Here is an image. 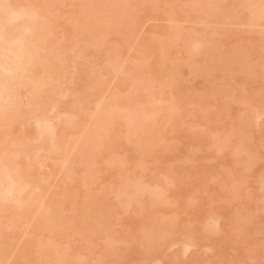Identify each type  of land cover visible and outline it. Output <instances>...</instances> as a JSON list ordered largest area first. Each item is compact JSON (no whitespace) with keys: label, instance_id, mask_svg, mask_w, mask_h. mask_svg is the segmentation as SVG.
Wrapping results in <instances>:
<instances>
[{"label":"rangeland","instance_id":"1","mask_svg":"<svg viewBox=\"0 0 264 264\" xmlns=\"http://www.w3.org/2000/svg\"><path fill=\"white\" fill-rule=\"evenodd\" d=\"M9 1L13 2L14 0H9ZM54 1H56L57 4ZM62 1H64V2H62ZM62 1L61 0H38V1L36 0L35 3H37V6H38V8L36 9L37 12L40 11L42 13V15H43V16L41 15L42 17H40V19L43 18L45 21H47V22L44 21L45 23H44L43 27H40V34H39L40 39L41 38H43V39L45 38V40H47L48 38L51 39V35L54 32V34L52 35L51 43L53 42V44H56V46L59 45V47L61 46V44L64 45V43H65L67 45V47H68V48L64 47L63 50H62V46H61L60 47L61 49L58 50L59 54H60V52H62V56L63 57L66 56V58L62 57V59H63V61H65V63L67 61V63H66L67 65L66 64L64 65V69H68L67 71L63 69V71H62V77L63 78H61V74H60V78L62 80L66 78V80L63 81V83L65 82L64 83L65 86L63 84L62 85L60 84V81H62V80H59L58 83H59V87L60 88L62 87V89L65 90V92H67V93H65L63 91L65 93V95L62 94V96H61L59 94L60 92L57 91L58 94L60 95V98L62 99V97L64 96V99H62V100L60 99L61 102H57L58 99H59V95L57 96V99L54 96L52 98V107H50L51 105L50 106L46 105L48 103L43 102L45 100V98L43 99L42 93H40V94H41V98L43 100L40 98L39 100H42V101H37V102L35 101L36 98H34V97H37V96H34V95H38V94H31V95L34 96V97H32L34 99L33 102H36L37 104H39V102L43 103V104L41 103L42 106L44 105V107L41 106L42 109L46 108L45 105L48 106V109H50V110H48V111H50V116H54V115L56 116L58 114L62 116V114L64 113V115L62 117L66 118L68 116V119H69V121L71 120L70 123H72V125H70V123L67 122L68 125L70 126L69 128L71 130L68 129L67 125H66L67 129L63 128L64 127L63 124H62L63 127L61 125L60 128H59V126L56 128L57 129L56 132L65 131V132H62L63 135L61 134V136H60V134H58L59 135L58 138L62 137V139H60V140H62L60 143L63 144L64 146L61 145V146H59L60 148L58 147V149H57L58 151L55 152L57 155L53 154L52 155L53 157L50 156V157H52L50 161H48L47 158H46L47 156L45 154H43L46 157L39 155L40 156V157L38 156L39 161H38V159H35V160L33 159V161H34L33 162L32 159H31L32 155H30L31 153L30 154L28 153V155L31 156L30 162L32 161V163H36V161H37V163H39V165H40L41 162H42L41 165L44 162L46 163V166L45 165H43V167L41 165H40L41 167L39 166L38 169H41L40 170L41 172L38 169L36 170V168L34 169V167H33L34 171L32 169H31V171H33L34 173L32 175L29 174V173L28 174L31 175L32 177H33L34 174H36L35 172H38V171H39V174L41 173L40 175L43 174L42 176H43L44 179L38 173L36 175V178L38 177L39 180L42 179L41 182L44 181V183H43L44 186L42 188L45 187L44 190H47V191H42V188H40L41 191L38 188L36 190L35 189L36 187L34 186L35 184L32 185V183H30V185H32L34 187L33 188H32V186H26L25 188L23 187L24 190L28 189L26 191V193L24 192L25 194H23V196H25V197L28 196L26 201L29 203L28 199L31 197V192L30 191L32 189H35V190L32 191L33 192L32 197L33 196H37V195L34 194L35 192L41 193L40 195L38 194L39 196L34 197V199L35 198H39V197H40V200L42 199L40 202H43V203H41L43 210L46 207H49V205L47 203V202H49V204H51V205L53 204L54 206H56V207H52L51 206L52 209H56V210L59 209V211H60V212L59 211L55 212L56 210L53 211L49 207L48 208L49 212L47 213V215H50V214L52 215L54 212H55L54 213L55 215H53L54 217H50L49 216V218L48 217L47 218L54 220L55 217H58V216H59V218L62 217L61 214L63 215V217L66 215L67 216V218H66L67 220L66 219H62V220H66L68 222V225H64V227L65 226H70V228L72 230L69 228V230L65 231L66 234H63L64 232H62L61 235L60 234H53L52 235V234H50L51 232L49 233V231H52L51 229H53V231H55L54 230L55 228H57L59 226H63V224H66V221H65V222H62V224H60V225H58L59 223L55 222L57 226L55 225V223H53L55 227L54 226L53 227L50 226V230L49 231H48V228H46L47 227L46 226L45 228L48 231V232H46V229L43 228L44 224L47 225L48 222H52L53 220H51V221H48V219H47V221L44 220V217H46V216H44L45 213H46L45 210H44L45 213H42L41 216L39 215L43 211L40 208L41 205H40V202H38V201L35 204H33L32 200H31V202L29 204L27 203L28 205L26 204V207L28 206L29 209H30V207L32 208L34 206H35L34 208H36L38 210L40 209V211H41L40 213L36 212L32 216H30V215L29 216H23V215H25V214H27L29 212V211L28 212L26 211L27 213H25V214L23 213L24 211H22V209H23L22 207H25L24 206L25 204H22L19 207L16 206L17 203L14 204V205L11 204L13 207L14 206L17 207L16 211H14V212L11 211L12 214L14 213L15 217H14V215H13V217L11 215L10 219L7 220V217H5L7 214H4L5 216H3V217H5V218H3V223L6 222V225L4 223L3 230H2L4 233L2 232V234L4 235V238H6L9 241L8 243L12 242L13 245L11 243L10 244L11 245L10 248L8 249L9 246L7 247V251H6L5 254H7L8 257H6L5 259L1 258L3 260L0 261V264H8V262H9V264H26V262H27V264L30 263V262H31V264H33L34 262H37V260L39 261L38 263H40L41 261L44 263V262L49 260L48 263L52 262L51 264H57V263L58 264L59 263L64 264V261L62 262L61 258H63V257L67 258V256L69 254H70V257L72 258V260H74V261L70 260L71 259L70 257L67 258L68 260L72 261V263L70 262L71 264H73L75 261H78L79 264H83V263H85V264L86 263L87 264H98V262H101L99 264H104V263L105 264H109V263L110 264H112V263L115 264V262H117L116 264H119L118 261L121 262L120 264H155L156 261H159V263L157 262L156 264H173V263L174 264H176V263L177 264H194V263L195 264H264V252H263L264 251V246H263L264 245V224H262V223H264V200H263L264 199V113H263L264 112V67H263L264 66V55H262L264 53L261 52V50H264V44H263L264 43V41H263L264 39H262V38H264L263 37L264 36L263 35V33H264V25H263L264 24V20L260 24L259 23H255V24H251L250 25L249 22L247 21L248 22L247 24H249V26H246L247 24L246 25L244 24L245 26L242 25V21H241L242 18H240V17H242V15L243 16L246 15L248 17L249 15L246 14V13H247V10L250 9V3H249L248 7H246V8L244 7L246 5L244 3L245 0H239V1L235 0V2H234V0H221L222 2L220 0H212L211 2H209V0H208V2H207V0H204L207 3H211V5L209 4L210 6L207 3H205L204 1H202V0L201 1L200 0L199 1L198 0H191V1L190 0H176V1L173 0V2L175 1L174 3H170L171 0H159V1L155 0V2H158V3H156V4L153 3V6L151 4L152 0H146V1H150V3L146 2L145 0H137V2L139 1V3H137L136 0H135L134 2L136 4H134L133 0H131L130 2L133 5H136V6L132 7V5L127 2V4H125L126 7L123 6L124 4L122 5L124 7V9L118 7L120 9H122V11L123 10H125V11L124 12H120V14L118 13L119 14L118 16H122V17H118L116 20H115V18H116L115 12L112 11L113 13H111V14L109 12L110 9L114 8V7L113 8L111 7L112 5L110 4L111 2L109 3V1L106 2L107 3L106 7L108 8V10L105 8L107 10L105 12V14H107V15L110 14L111 17H109L110 15L108 16V18L106 17L107 15L106 16H102L103 17L102 20H100L99 17H97V15L89 17L87 15H89L90 13L86 12V11H88L87 8L91 7L90 4H93V3L95 4V2H96V4L100 3L101 1L97 2L99 0H93L92 2L90 0L91 3H89V1H87V0H62ZM85 1L89 3V5H88L89 7L82 6L83 3H85ZM126 1H128V0H126ZM188 1H189V3H188ZM197 1H198V4H199V2H200V4H202V3L204 4L205 3V6H203V4H202L203 8L198 9L197 7H195V5H197L196 4ZM217 1H218V3H220L219 4L220 6L223 5L222 9L219 6V8L217 10V11H219V9H221L219 11V13L215 11V14L213 13V14L209 15L210 13L213 12V10H212V11H209L208 14H206L205 10H207V11L211 10L210 8L208 9V7H212V9L215 7L213 5H216V8L218 7V4H216ZM226 1H227V3H226ZM248 1L250 2V0H248ZM60 2H61V4H59ZM140 2H143V5L140 4ZM144 2H145V6H144ZM193 2H195V3H193ZM223 2H225V3H223ZM251 2H252V0H251ZM14 3H15V1H14ZM62 3H63V5H62ZM168 3L170 4V6L167 8V6L169 5ZM100 4H97V5H100ZM114 4H116V3L114 2L113 5ZM149 4L152 6V8L149 7ZM189 4H193V7H191V5H189ZM231 4H235V6L231 5ZM80 5H81V7H80ZM86 5H87V3H86ZM206 5H208V7ZM236 5H238V7ZM242 5H244L243 6L244 10H243V14L242 13L240 14V9H241V11L243 9ZM247 5H248V2H247ZM35 6H36V4H35ZM101 6H103L101 8H104V5H101ZM139 6H141V7H139ZM184 6H185L186 9L184 8ZM197 6H199V5H197ZM82 7L84 9L86 8L84 12L87 15L85 17V16H82V14H80L81 17L79 16V18H80V20H79V18H78V15H79L78 14L79 13L78 10H79V8H81V10H82ZM158 7H159L160 10L158 9ZM230 7H232L233 9L230 8ZM127 8H129L130 10L127 9ZM142 8H143V10H142ZM166 8L168 9V12H169L168 15H171V17L168 18V20H167L168 15L165 16V14H167L166 13L167 12ZM180 8H181L182 11H180ZM189 8L192 9V10H190ZM194 8H196L197 10L195 9V11H193ZM258 8H259V6H258ZM156 9H158V12L156 11ZM164 9H166V11ZM227 9L228 10L232 9L231 11L229 10L230 16H229V14L227 12L228 11ZM174 10L177 11V12H175ZM187 10L188 11L190 10L191 13L188 12ZM221 11H223V13ZM75 12H76L77 15L74 14ZM184 12H185V14H184ZM194 12H195V15H196V16L194 15L196 17V19L195 20L193 19L194 21H191L192 18H193V13ZM197 12L202 13V15H200L199 18H198L199 15H197ZM172 13H174L175 15L172 14ZM216 13L219 16L218 15L216 16ZM38 14L39 13H37L36 15L40 16V14L39 15ZM176 14L178 15V17H177ZM233 14L236 15V16L234 15L236 18H237V16H239V18L241 20L239 18L235 19L232 16ZM237 14H239V15H237ZM74 15L77 16V18H75V20H73V18L75 17ZM83 15H85V14H83ZM90 15H92V14H90ZM133 15H134V17H133ZM135 15H136V17H135ZM163 15H164V18L162 17ZM126 16H129V17H126ZM83 17H85V18H83ZM87 17H89V18H87ZM204 17H207V18L205 19ZM217 17H218V19H217ZM220 17H222V18H220ZM227 17H228L229 20L227 19ZM231 17H232V19H231ZM49 18H51V19L49 20ZM81 18H83V19H81ZM109 18H110V20H109ZM122 18H124V20ZM134 18H136V19L134 20ZM215 18H216V20H215ZM43 19H41V20H43ZM131 19H133L134 21L133 20L130 21ZM174 19H175V21L177 20V22H173ZM27 20H30V19H27ZM41 20H40V23L42 24L43 22H41ZM86 20L91 22V25H90V23H87L88 21L85 22ZM104 20H106V21L104 22ZM117 20H119L121 22H119V24H117V22H118ZM128 20L130 22H133V24L130 23ZM217 20H218V23L216 22ZM222 20H224V21H222ZM53 21H54V23H53ZM73 21H75V22L77 21L75 25H74ZM126 21H127V23L128 22L130 23V24H128L129 25L128 27H130V25H132V27H130L129 30L127 29L128 31L126 30V28H128ZM240 21H241V24L239 23ZM243 21H245V20H243ZM26 22H28V21H26ZM51 22H52V24H51ZM106 22L108 23V25L106 24ZM201 22H202V24H201ZM78 23H81L82 24L81 26H84L85 30H84V27L82 28L81 26H79L80 24L77 25ZM94 23H96V24H94ZM49 24H51V26ZM92 24H94V26ZM167 24H169V25H167ZM176 24H177V26H176ZM256 24H257V26H256ZM55 25H56V27H54ZM116 25H117V27H116ZM173 25H175V27ZM76 26H79L80 27L79 29L81 31H84V33L86 32L88 34H82V32L81 31L79 32V30L77 29L78 27H76ZM44 27H46V29H44ZM48 27L51 28V29L47 30ZM98 27H101V29H99ZM87 28H89V29H87ZM170 28H171V30H170ZM176 28L177 29L180 28L179 30L182 31V33H181L182 35L179 34L180 32H177L179 30H177ZM43 29H44V31H43ZM96 29H98V30H96ZM102 29L103 30L105 29L107 32L105 30L103 32ZM51 30H52V32H51ZM120 30L122 32H120ZM187 30H188V32H187ZM45 32H48L47 35L49 34V36H46ZM169 32L172 33V34L177 32V34L175 33L177 36H175V34H174V36H175V38L179 37V39L177 38L178 40L173 41L174 40L172 38L173 36L171 35V37H170V34L169 35L167 34ZM184 32H186V33H184ZM122 33H123V35H122ZM25 34H27V32ZM80 34L83 35V36H80ZM89 34H92L91 36L93 37V39H92L91 36H89ZM93 34H94V36H93ZM30 35H31V30H29L28 35L25 36V39L30 37L29 39H26V40L28 42H31V41L34 42L32 44V45H34V48L36 50L34 55L36 53H38L39 51H42L43 53L39 52L40 54L39 53H38L39 55L36 54L37 56L36 55L35 56L31 55L32 58L30 57L31 59H29V60H31V61L33 60L34 61V57L35 58L38 57L39 59L43 57L42 59L46 60V58L48 57V55H47L48 50L47 51L46 50L43 51L42 49L41 50L39 49V46H41V43L43 42V40H42V42H40L41 40L40 41L38 40L39 37H37L38 38L37 39L36 37L33 38ZM130 35H131L132 38H130ZM185 35H187V36H185ZM192 35H194V36H192ZM217 35H218V37H216ZM84 36L86 37V39H84L85 38ZM98 36H99L100 39L98 38ZM101 36H102V38H101ZM206 36L208 37L207 39H206ZM259 36L262 39V41L259 38ZM63 37L64 38L68 37V38L65 40ZM78 37H80V38H78ZM96 37L98 38L97 40H96ZM124 37H125L126 40H124ZM214 37L217 38L218 40H216ZM89 38H91L92 40L91 39H90L91 41L88 40ZM94 38H95V42H94L95 43L94 44L95 47H92L94 45L93 44L89 45V44L93 43L92 41H94ZM180 38L184 39L183 40L184 44L182 43ZM203 38L207 40L206 42L211 41V40H208V39H212L213 40V38H214L213 41H215V42H217L219 40H221V41H219L220 44H218V42H217V45H215L216 43L214 42L215 43L214 44L213 41H212V43L214 45L211 43L212 44V46H211V45H206L208 43L203 41L204 40ZM82 39H83V42L80 41ZM102 39H103V41H102ZM187 39L189 41H187ZM194 39H197L200 42H204L205 43L204 45L206 47L201 44V47L204 46V48H201L198 52H194L192 54L186 55L188 53L184 52V50H185L184 46H185V44H188L190 41H192L191 44H193L194 43V41H193ZM58 40L61 43L58 42ZM87 40L90 41V42H88L89 44H87V43L84 44L85 42H87ZM197 40H195V41H197ZM160 41H161L162 45L158 44V43H160ZM168 41H170L169 44H171V43L173 44L174 43L173 45L172 44L170 45V46H172L170 48L171 50L168 48L169 47V45L167 44ZM124 43H126V45ZM83 44L85 45V47H84ZM256 44L257 45L258 44H260V45L263 44V45H261L262 47H260V46L256 47L257 46ZM101 45H103V48H102ZM37 46H38V52H37V48H36ZM163 46H164L165 49L163 48ZM174 46H176V47H174ZM189 46H190V43H189ZM53 47H55V46H53ZM104 47H106V48H104ZM232 47H234V48L232 49ZM56 48L57 47H55V50H52V52L56 51L57 50ZM162 48L164 50H161ZM235 48L237 49V51H236ZM64 49L67 52L64 51ZM86 49H87V51H86ZM83 50H84V52H87V53L89 51V53L88 54L86 53L87 55L84 56V57H83V55H81ZM232 50H233V52H232ZM164 51H167V52H164ZM240 51H242V52H240ZM52 52L51 53L48 52V54H52L53 55L52 56L53 59L50 57V55H49V57H50L51 60L54 61V57L56 55L58 56L59 54H57V51H56V55H55V53L53 54ZM79 52H81V54H78ZM222 52H224V54H222ZM255 52H256L257 55L255 54ZM208 53H209V56H208ZM217 53H219V55H217ZM233 53H234V55H233L234 58L232 56ZM236 53L238 54L237 57H235ZM41 54H42V56H40ZM45 54H46V57H45ZM63 54H65V56ZM117 54H118L119 57L117 56ZM196 54H197V56H196ZM240 54H242V56ZM77 55H81L82 58L79 56V57H77V60H76V58L74 59V57H76ZM214 55L216 57H212ZM227 55H228V58H227ZM258 55H260V56H258ZM108 56H109V59H108ZM116 56L118 58H120V59H117ZM189 56H191V58L189 59V60H191V62L187 59V58H189ZM239 56H241V57L239 58ZM257 56H258V59H257ZM160 57H163V59H161L162 61H159ZM249 57L250 58L252 57V59L250 60ZM38 58L35 59V60L37 61ZM226 58L228 60H230V61H228ZM246 58H248V59H246ZM116 59L118 61H114ZM232 59H234L233 62H231ZM238 59H240L242 61H240ZM253 59H254V61H253ZM111 60L114 61V62H112ZM153 60L155 62H153ZM168 60H169V62H168ZM235 60L236 61L238 60L237 61L238 63H236ZM248 60H250V61L247 62ZM119 61H120V63H119ZM179 61H182V62H179ZM183 61L184 62L186 61V62L184 63ZM252 61H253L254 65L252 64ZM32 62H31V64H32ZM43 62H45V61H43ZM43 62H41V59H40L37 62L38 66L33 67L34 69L35 68L38 69L36 71V74H37V72L39 73V71L41 70V69L39 70V68H41L40 64L43 63ZM163 62L168 67H171L172 65H173V67L179 65L178 66L179 67L178 74H179V72L182 73V74L180 73V76L182 77V79L180 77L179 78L174 77L175 80L173 82H171L170 80H172V79L168 77L169 80L167 81V79H166V81H165V79H162L160 76H158L157 72H155L153 74L152 72H150L148 70V69H151V66L152 67L155 66L154 63H157L156 64L157 70L164 71L165 68H167V66H164L162 64ZM175 62H179L178 65L177 64L174 65ZM210 62H211V64H210ZM242 62H245L247 64L251 63L252 66L257 67V70H253V69H256L255 67L252 68V70H249V69H248L249 71L246 70L247 69L246 67L249 66V65H247V64L245 65V63H242ZM106 63H108V64L110 63L111 66L106 64ZM150 63H153V64L150 65ZM214 63H215L216 66L214 65ZM225 63H227V66L230 65L229 63H231L232 67L231 66L230 67L232 69L229 67L230 69H228V71H227L226 70L227 68L226 69L220 68V64L222 65V64H225ZM234 63H236V64H234ZM240 63H242V64H240ZM34 64H35V61H34ZM182 64H184L185 67ZM187 64H188L189 67L186 66ZM233 64L235 65V69H233ZM256 64H260V65L256 66ZM240 65H241V67H239ZM93 66H95V67H93ZM108 66H110L112 68H110ZM157 66L159 67V69H158ZM205 66L210 69V72L208 74H204V78H202L203 77L202 76L203 71L205 72L207 70ZM218 66H219V68H218ZM87 67H90L89 68V70H90L89 72H87V70H85V69H88ZM105 67H106V69H105ZM187 67L188 68L191 67L190 70L191 69L192 70L195 69L194 73L191 71L193 73V74H191L190 70L187 69ZM214 67H216V68H214ZM251 67H248V68H251ZM55 68L58 70L57 67H55ZM81 68H83L82 70L84 71V72L82 71L81 74L84 73L83 75L85 76V78H84V76H82V77L79 76V75H81L80 74ZM109 68H110V70H109ZM143 68H145V69H143ZM203 68L206 69V70H204ZM79 69H80V71H79ZM127 69H129V70H127ZM54 70L55 69H53L52 72H55ZM114 70H117V71L115 72ZM134 70H135V72H133ZM136 70H138V71H136ZM234 70H235V73H234ZM33 71H34V74H35V70H33ZM77 71H79L78 74H77ZM146 71H147V73H146ZM197 71H202V73L198 72L199 74H197ZM250 71H251V73H250ZM75 72H76L77 75L75 74ZM85 72H87V75H86ZM211 72H213V74ZM252 72H253V74H252ZM26 73H25V76L23 75L24 73L22 74L24 76V79L29 74L30 75L32 74V72L29 73V74H28V72H26ZM63 73L64 74L66 73V74L64 75ZM89 73H90V76H89ZM210 73H211V76L209 77ZM57 74L59 75V73H57ZM128 74H130V75H128ZM141 74H143V76ZM200 74H201V76H200ZM54 75L58 76L56 74H54ZM153 75L155 76V78H154ZM206 75H208V77H206ZM29 76L27 78H29ZM133 76L134 77L136 76V77L132 78ZM55 78H56L55 80L59 79V77H55ZM208 78H211V80L208 79ZM67 79L69 80L68 82H67ZM82 79H84V80H82ZM95 79H97L99 82L98 81L95 82ZM176 79H179V80L181 79V80L179 81V80H176ZM204 79L205 80L208 79V81L206 80L207 83L205 82ZM51 80H53V79H51ZM90 80H92V81H90ZM143 80H145L144 81L145 83L143 82ZM159 80L162 81V82H159ZM48 81H50V79ZM75 81L78 82V83H76ZM177 81L182 82V83H180L181 85L179 83L175 84ZM85 82H88V84L90 82L93 85L95 83H98V85H96L97 87H95V88L89 87V85H91V84H89L86 87L85 86ZM165 82H167V83H165ZM163 84H164V86H163ZM169 84L171 85L170 89H169V87H170ZM172 84H175V85H173L174 87L172 86ZM182 84H185L187 87L185 85H182ZM206 84H207V86H205ZM50 85L47 84L46 86H47L48 89H49V86H50V88H51L50 90L53 91L54 81H52V83ZM56 85H58V84H56ZM56 85H54V88L56 87ZM75 85H76V87H75ZM142 85H144L145 91L147 89L153 88V90L151 89L152 92L149 90L152 93V94L150 93L151 97H153L152 98L153 102L150 101V104L147 103V102H149L148 100L144 101L145 104L143 103V97L142 96H144L145 91L143 90L144 88H142ZM68 86L70 87V89H69ZM175 86L176 87L180 86V88L179 87L176 88ZM161 87L164 88V89H162ZM22 88H24V87H21V89ZM30 88H31V86H30ZM56 88L58 90L60 89L58 87H56ZM86 88L88 90H86ZM89 88L91 90H93V91L89 90ZM185 88L187 90H184ZM44 89H46V88H44ZM139 89H140V92L142 94H139V92H138ZM179 89L180 90L183 89V90H181L182 92L178 91ZM22 90H20V91H22ZM26 90H23V91L26 92ZM207 90H208V93H207ZM84 91H87L91 95H88V93L85 94ZM110 91H111V93H110ZM149 91H148V94H149ZM184 91H186V93ZM203 91H206L207 94L204 92L205 95L203 97V100H201L199 96L202 97L201 93L203 94ZM114 92H115V95H114ZM184 93L186 94V96H184L185 95ZM190 93H191V96H190ZM16 94H15V98L16 99L14 98L15 101L16 102L20 101L21 103L18 102L20 105L24 102L23 103L24 105L23 104L21 105L22 109L21 108L20 109L23 111V106H24V110H25V108L28 107L26 110L33 112V110L30 109V107H31L30 105L33 106L34 104H32V102H31V104H28V102H30L28 99H30L31 101H32V99L29 98V97L27 98V96H26L27 94L25 95L24 93H20L22 95L17 94L19 96H17ZM72 95H74L75 97L76 96H78V97L80 96V97L79 98H77V97L75 98L73 96L71 98ZM84 95H86V96H84ZM146 95H147V93H146ZM155 95H156V97H155ZM11 96L14 97L13 93H11ZM38 97H37V99H38ZM127 97L131 101H129L127 99ZM184 97H185L186 100L184 99ZM189 97H191V100H187V99H189ZM54 98L56 99L55 100L56 102L54 101ZM73 98L75 100H73ZM86 98H88V99H86ZM223 99H224V101H223ZM248 99H249V101H248ZM253 99H255V100L253 101ZM82 100H86V101L82 102ZM110 100H112V102H111V103H113L112 106L110 104ZM133 100L135 101V103L133 102ZM53 101L55 103H53ZM101 101H104L106 104H107V102H109V107H112V108L115 107L116 108V109L115 108L111 109V110H113L111 112H112V117L115 114L114 116L117 117V120L120 119L119 117L122 115L121 114L122 112L125 113L124 109L128 105H130V104L132 105V102H133V105H132L133 107L136 104V107H135L136 109L137 108L138 109L141 108L142 112H140V110L136 111V110L133 109L131 111V109H129V112H130L131 115L133 113L139 112L140 115L136 114L138 117L140 116L139 117V121H138L139 123H142L140 121H143V122H145L144 120L147 121V119H145V118L146 117L148 118V116L150 118L147 121L148 124H146V122H145L144 125L142 124L143 125L142 127L140 126L139 129L142 130V131H140L141 136H139V134H140L139 133L138 136L136 135L137 138H135L136 137L135 134H134L135 133V129L133 130L134 132L132 131V129L134 127H137L136 125H134L135 123H129L132 126H134L131 129H129L127 127H126L127 128L126 129L125 127H123V126H126V125H128V127H129V124L127 123V119H129V117H131L130 115L127 116L126 121L120 120V122H122V123H120L119 121L116 122V119L112 118L113 122H111V124H110L111 126L110 127L107 126L105 128V130L101 128L99 130V132L96 131L95 129H99L100 128V127H96V126H99V119L102 118L100 116L103 115V113H105V112L104 111L103 112L99 111V113H97L98 110L96 112H93V109L94 110L97 109V108H95L97 105H99V106H97L98 109L101 108V104H100ZM114 101L115 102L117 101L116 105H115ZM137 101L141 102V105L139 103H137ZM199 101H201V102H199ZM104 102H102L103 105L105 104ZM120 102L121 103H126L127 106L126 105L122 106V104H120ZM83 103H84V105H83ZM142 103H143L144 106L147 105V106H145V110L146 109L147 110H151V113H148L149 111H147V112L144 111ZM224 103H227V104H224ZM257 103L259 104V106L257 105ZM49 104H51V102H49ZM138 104H139V107H137ZM252 104H254V105L252 106ZM26 105H27V107H26ZM86 105H87V107H86ZM103 105H102V108H103ZM221 105L224 108L221 107ZM35 106H37V105H35ZM35 106H34V108H35ZM55 106H57V107L55 108ZM76 106H79V107H77L79 110H81V109L84 110L85 107H86L87 114L82 112V111H80V113H82L80 115L79 111H77ZM250 106H252V108H256L257 109L258 112H256V111L255 112L258 113V114L260 113V117H258L257 114L253 113L254 109H251ZM118 107H119V109H118ZM157 107L159 109H157ZM261 107H263V108H261ZM31 108H33V107H31ZM75 108H76V110H75ZM120 108H123V109L120 110ZM160 108H162V109H160ZM37 109L39 111H42L39 108H37ZM21 110H20L21 114L19 113L20 115H22ZM26 110L24 111L25 113L23 112L25 115L28 114V111H26ZM43 110L46 113H48V111H46L47 109H43ZM71 110H74L73 114L71 113L72 112ZM37 111H36V113H38ZM152 111H155L156 113L152 112ZM158 111L162 114L161 118L159 116H157V114H158L157 112ZM45 112L42 111V113H45ZM61 112H62V114H61ZM115 112L118 113V114H116ZM143 113H144V115H145V113H148V114H146V116H144ZM160 113L158 115H160ZM74 114H76V115L74 116ZM83 114L84 115L86 114V116H83ZM150 114L151 115L153 114L152 117H151ZM123 115H125V114H123ZM133 115H135V114H133ZM69 116H71V117L69 118ZM78 116L82 117V118L79 119ZM20 117L23 118V116H20ZM83 117H84V122L85 123L87 122L86 123L87 127H85V129H83V126L85 125V123L83 122ZM97 117L99 118L98 121H96ZM22 118H20V119L22 120ZM71 118L74 119V122H73V119H71ZM92 118H94V119H92ZM140 118H143V119L141 120ZM77 120H79L82 123H84V125L82 126V123L80 125V123H78L79 121H77ZM254 120H255V122H254ZM75 121H76V123H78L77 126L74 125ZM29 122H31L32 124L29 123L30 125H28V123H27V126H25L26 128L25 127L21 128L20 126H18L16 124V126H18V128H17L15 126V124H14L13 125L14 126L13 127L14 130L12 129L9 132L10 133L14 132L13 134H11L14 137L15 136L16 137L17 136L24 137L27 134L28 136H25V138H30V139L34 138V140H36L35 139L36 137L34 136V134H35L34 131L37 128L34 127V124H33L34 122H32V121H29ZM92 122H94L95 124H92ZM96 123H97V125H96ZM124 123H126V125H124ZM150 123H151L152 126L149 125ZM54 124L55 125L57 124L56 121H54ZM89 124L92 125V129L89 128L90 127ZM118 124H121L122 126L119 128ZM79 125H80V127H79ZM146 125H148V126H146ZM72 126L75 127V128L73 127V129H75V130H72ZM81 126H82V128H81ZM144 126L146 127L145 131L143 129ZM149 126H150L151 130L149 129ZM61 127H62V130H58V129H61ZM76 127H79V129L76 128ZM10 128H12V126ZM10 128H9V130H10ZM87 128H88V130L91 129L89 134H91L93 136L94 135H98V136L99 135H104L105 136V134L107 132L106 130L111 128V129H109L110 134H109V132L107 133V134H109L108 135L109 139H110L111 135L112 136H114L115 134L119 135L117 137H121V135H122V137H121L122 139L119 138L120 139L119 140V142H120L119 146L120 145H122V146L119 147L117 145L118 147L116 148L115 147V144H116L115 142H116L117 138L115 139V142L113 141L114 139L112 138L113 140H111L110 142L114 143L111 146V147H113L112 148L114 150V152H113V151H111L112 149L110 150V147H109V145L111 143L108 142L109 145H108V143L106 144L105 143L106 140H105L104 136H101V138H103L104 140L102 141L99 138V141L101 143H103V146H105L104 148H103V146L101 147V146L95 145L96 147H94L93 149H95V148L96 149L92 151L93 154L90 153L91 152L90 149H91V147L94 146V144H91L92 146L90 145V147H89L90 149L87 148V150H89V153H90V157L89 158L91 160L90 163H89L90 165L88 166L87 165L88 163L86 162V160L84 158H86L87 155H89V153L87 155H82L81 154L82 152H81V149H80L79 153L82 156L78 155V151L79 150H77V156H76V154L74 155L72 152H70V151H74L75 152L76 148L74 146H76V145L79 146L80 142H82V140H83V137L84 136L87 137L89 135ZM122 128H123V130H122ZM20 129H23V130H20ZM116 129H118V130H116ZM139 129H138V131H139ZM84 130H86V132ZM101 130H102L103 133L100 132ZM119 130H120V132H119ZM149 130L152 132L151 135H153V138L155 136H157V138H154L155 141L157 140L156 144H155V142L153 140V145H151L152 146L151 147V151L153 150L152 152L150 151V148H148L149 145H148V147L146 146L148 148V150L147 149H143L142 150V149H140L142 147L139 146L140 144H142V146L144 147L145 145H147L146 143H150L147 140H152V136H149L150 139H149L148 136H147L148 138L147 137L144 138L145 137L144 134H146V131H147V134L150 135V131ZM32 131H33V134H32ZM123 131H125V134H124ZM126 131H128L127 136H126ZM130 131H132V133L129 136ZM22 132H23V134H22ZM85 133H86V135H84ZM94 133H97V134H94ZM65 134L67 136V139H66V136L63 137ZM107 134H106V136H107ZM31 135H33L34 137L33 136L30 137ZM131 135H132V139H127L126 138L128 136H129V138H131ZM142 135H144V137ZM218 135L220 137H217ZM81 136H82V138H81ZM123 137L126 140L123 139ZM141 137H143V141H142ZM227 137H231V139L228 138L229 143L227 142ZM140 138H141V142L142 143L140 142ZM158 138H159V140H158ZM219 138H221L222 140L219 139ZM80 139H81V141H80ZM223 139H224V141L226 140L225 141L226 143L223 141ZM24 140H26V139L23 138V141ZM34 140H32L33 143H34ZM63 140H65L64 143H62ZM136 141H137V144H136ZM214 141H216V142H214ZM78 142H79V144H78ZM223 142H224V144L222 145ZM33 143H31V144L33 145ZM38 143H40V141L37 142L36 144L35 143L34 144L37 145ZM74 143H75V145H73ZM101 143L98 144V145H101ZM126 143H128V144H126ZM143 143H144V145H143ZM162 143L164 145H162ZM82 144H83L84 147H85V145H87V143H85V145H84V143H81L80 147L82 146ZM105 144L108 145L107 147L109 149L106 147ZM151 144H152V142H151ZM167 144H169V145H167ZM234 144L235 145L237 144L236 145L237 147L235 148V150L232 153V148H233ZM136 145H138V147H136ZM227 145H229V146H227ZM39 146L40 145L38 144L36 147H39ZM83 146H82V148L85 149ZM157 146H159V147H157ZM163 146H166L165 149H167V148H169V149L168 150H164ZM240 146L243 147V148H241ZM71 147H74V148H71ZM121 147H123V148L121 149ZM146 147H144V148H146ZM32 148H34V145H33ZM153 148H155V149L158 148L157 149L158 151L162 150L161 151V155H160V152L156 151ZM101 149L107 150L108 151V152L106 151L107 154L103 153L104 150H101ZM87 150H84V151H86L85 153L88 152ZM242 150L246 151L247 153H245ZM33 151L34 152H38V151H36V149L33 150ZM142 151L144 152V156L141 155ZM145 151H148L149 153L147 152V154L145 155ZM239 151H241L242 153L239 152ZM34 152H32L33 155L36 154ZM95 152H96V154H94ZM236 152H238L237 153V157L242 158V160H239V158L235 157L236 156ZM68 153L71 156L68 155ZM164 153H166V154H164ZM240 153L242 154L241 156L239 155ZM26 154H27V152L25 153V155ZM91 154H92V157H91ZM19 155H17V154L15 155V156H17V159L15 158V165H16L17 161H18L17 165L21 164L19 162H23L24 161L23 163H25V164L29 162V161L27 162V160H26V158L27 159L29 158L28 155H27L28 157H25L24 154L22 155L20 153H19ZM73 155H74V157H72ZM157 155H158V157H155ZM243 155H244V157H242ZM245 155H247L249 157H247ZM10 156H12V154H10ZM67 156L69 157V159H66ZM141 156H142L143 160L141 159ZM34 157L36 158L37 154L34 155ZM93 157H94V159H93ZM144 157H145V159H144ZM245 157H247L246 158L247 163H246ZM20 158H22L21 161H20ZM41 158L44 161L41 160ZM71 158L72 159L79 158L81 161H84V163H85L84 165H87V166H83L82 162L80 160L79 161L81 162V166H78V165H80V164H78L79 162L78 163L75 162V164H74L75 166H74L71 163L73 161H76V160H73L71 162V160H70ZM64 159L66 160V163H67V161L68 162L70 161V163H67V164L65 163L63 165ZM157 159L159 160L160 163H158V161H155ZM234 160L235 161L239 160L240 162L239 163L238 162H233ZM244 160H245V163H244ZM154 161L156 162L157 165L158 164L159 165L157 166L156 164H153ZM142 162H143V164H145V163H148V164H145L142 167ZM32 163L31 164L29 163L30 167L28 166V164H26V166H24V167H22V165H19V169H18L17 165H16L17 167L14 166L15 170L17 169V171H15L16 173L17 172L18 173L22 172V173L18 174L19 178L23 177V175L26 174V173H23L24 170L23 171H18V170H21V167H22L23 169L25 168V171H27V170L29 171L30 168H32L31 167ZM234 163H236V164H234ZM237 163L239 165L244 164L245 168H244V165L242 167V165L239 166ZM68 164H70L71 166L68 165ZM61 165H63L64 167L67 165V166H69L68 167L69 169H71L72 171L73 170L75 171V172H72V173H74L73 176L70 173L72 178L69 177L70 175H67L66 179H68V177L70 178V180L72 179L71 181L69 180L70 182H72V183H70V186H69L68 180H67V182L65 181L66 180L65 179L66 176L64 175L65 172L63 173V171H65V168L67 166L64 168ZM94 165H95V168H94ZM147 165H149V166H147ZM188 165H189V167H188ZM33 166H35V165L33 164ZM60 166L63 167L64 169L61 168ZM72 166H74L75 168L74 167L71 168ZM37 167H38V165H37ZM84 167L85 168H90V167L92 168L93 167L94 169H93L92 173L90 172L87 175H84L85 173H87V172H89L91 170V168L89 169V171H87V169H86L85 170L86 172H85L84 171ZM68 168H66V169H68ZM237 170H239V171H237ZM31 171H29V172L32 173ZM98 172H100V173L98 174ZM66 173H67V170H66ZM137 173L141 174V175H139L140 177L138 176ZM228 173L229 174L231 173L232 176L230 175V177H229ZM132 174H134V175H132ZM76 175H77V177H75ZM90 175H92V176L96 175L97 177L95 176L94 178H92V177H90ZM125 175L126 176L128 175V176L126 177ZM192 175H193V177H191ZM82 176L84 178L87 177V179H84V183L82 181L83 180ZM221 176L224 177V179L221 178ZM48 177H50V178H48ZM123 177L128 178V179L123 180V179H125ZM143 177H145V178L143 179ZM33 178H32V180H33ZM91 178L94 180V184H93V182H91V185H90V181L92 180ZM213 178H215V179H213ZM25 179L26 178L23 179V182L24 181L26 182V180L29 181L28 178L26 180ZM73 179H74V182H73ZM80 179H82V180H80ZM89 179H91V180H89ZM220 179L223 180V181L224 180H230L231 182H228V183L229 184L232 183L230 187H232V186H233V188L236 187V188H234L235 190H233V188H230L229 185H228V188H227V186L226 187L223 186L222 184H226V182L223 183V181H221ZM259 179H262L261 180L262 181L261 184L259 182ZM75 181H76V183H75ZM216 181L218 183L217 185H216ZM120 182H123V183H120ZM127 182H128V185L125 186ZM129 182L130 183L132 182V183L129 184ZM74 183H75V187H71L72 186L71 184H73V186H74ZM169 183H171V185L173 183L174 187L176 186L178 188L177 191L175 189L176 187L174 188ZM135 184L136 185L138 184L139 186L137 187ZM86 185L87 186L89 185V186L86 187ZM147 185H148V187H147ZM168 185H169V187H168ZM36 186H37V184H36ZM259 186H261V187H259ZM120 187H122V188H120ZM165 187H167V188H165ZM180 187H181V189H179ZM65 188H69V191H68V189H65ZM123 188H125V189H123ZM158 188H160V189H158ZM196 188H197V190H196ZM4 189L5 188H3L2 190H4ZM7 189H6L5 193L1 190L3 192V193L2 192L0 193L2 195V199L3 198L10 199V198H8L9 194H11L10 188H7ZM52 189H53V191H52ZM64 189H65V191H64ZM118 189H119V191H118ZM141 189L142 190L145 189L146 193L143 194ZM54 190H55V192L57 190H59V192L62 190L63 193H60V194L57 193L56 194L54 192ZM137 190H139L140 192L139 191L138 192L143 195V197L141 196L142 198L140 196L138 198V199L141 200V202H138L137 199L135 200V198L137 197L136 195H134L135 193H133V195H131L132 193L129 194V195L127 193V192H130V191L136 192ZM66 191H68V193H66ZM178 191H179V193H177ZM6 192H9V194L6 195ZM100 192H101V194H98ZM147 192H150V193L152 192L153 194H148ZM175 192H176V194H175ZM27 193H30V195H27ZM139 193H137V194L139 195ZM121 194L123 196L126 195L127 198L134 196V198H132L134 200H131L130 198H129V200H131V201H129L128 199L126 200L125 197H123ZM177 194H180V195H178L179 197L177 196ZM181 194H182V197H181ZM191 194H194V195L192 196ZM57 195H58V197H57ZM41 196L43 198H41ZM91 196L96 199L95 202H96L97 206L95 208H92L89 204H88L89 208H87V203H89L88 201L92 200ZM94 196H98V197H94ZM144 196H146V197H144ZM153 196H154V198H153ZM184 196H187V197L183 198ZM210 196H212V197H210ZM221 196H223V197H221ZM32 197H31V199H32ZM59 198L61 199V201H63V200L64 201L61 202ZM119 198H122L123 200L124 199L126 200L125 201L126 203L124 202L125 206H126L127 202L129 201L128 202L129 205L126 206V207L129 208V210L126 209L125 206H122L123 205L122 204L123 201H122V199L118 200ZM160 198H162V199H160ZM259 198L261 200H259ZM152 199H154V200L153 201H149V200H152ZM97 200H100V201H98L99 203H97ZM146 200H148V201L146 202ZM4 201L5 200L3 199L2 202H4ZM56 201H58L57 204H61V203H64L66 201L65 204L59 205V206H61V208L63 207V210H62V211H64L63 213H62V211H61V209L59 207L57 208L58 205L56 204ZM101 201L103 202V204H102ZM142 202H143V204H142ZM261 202H263V203H261ZM37 203L40 205L39 208H37V206H38ZM131 203H134V204H131ZM185 203H186V205H184ZM248 203H249V205H248ZM73 204H74V206H73ZM83 204H85L86 206L83 205ZM120 204H122V205H120ZM252 204H253V206H252ZM167 205H169V206H167ZM81 206H82L83 209H81ZM239 207H240V209L242 208V210L237 209ZM249 207H250V209H249ZM254 207H256V208H254ZM14 208H12V209L14 210ZM27 208H26V210H27ZM34 208L32 209V211H34ZM138 208L142 209V211L139 210ZM48 209H47V211H48ZM95 209H96V212H95ZM122 209H124V210H122ZM137 209L140 211V213H139V211ZM23 210H25V209H23ZM238 210H239V213H244V214H237ZM249 210H251V211H249ZM65 211H67L66 213L67 214L69 213V214L67 215L65 213ZM75 211H77V212L75 213ZM92 211H94V212H92ZM99 211H103V212H99ZM106 211H108V212H106ZM145 211H146V213H145ZM172 211H174V212H172ZM232 211L237 212V213L235 214ZM80 212L84 216H86L87 218H88V216L90 217L89 220L87 219V221H86L87 224L83 222L85 220V217L82 214H80ZM246 212H249V213H247V215H246ZM6 213L9 214V212H6ZM16 213L19 214V215L22 213L23 217H21V218L16 217L17 216ZM31 213L32 212L30 210V213H28V214H31ZM56 213L57 214L59 213V214L56 215ZM97 213H99V217H97V216L95 217V215ZM104 213H106V215L103 216V218H102L101 214L104 215ZM124 213H126L128 215H126ZM10 214L8 215V217L10 216ZM37 214L40 217L44 216L40 220H39L40 217L38 219L35 218L36 221L39 220L41 222L42 219L45 221L44 222L42 220V222H44V223H42V222L40 223L39 222L40 224L37 226V227H39V226L42 227V225H43V227H42L43 230L41 229V227H40L39 230H36L37 228H35V230L32 229V228H34V226L32 227L31 225L33 223H35V219L32 218V217H35V216L38 217ZM91 214H92V217H91ZM249 214H250V216H249ZM251 214H253V215L251 216ZM71 215H72L73 218L71 217ZM163 215H164V217H163ZM236 215H238L241 218L244 216L245 218L243 217L244 219L242 218V220H243L242 221L241 218L239 219V217H236ZM100 216L102 218V221H101V219L99 221ZM30 217H31V219H30ZM106 217H107V219L105 220ZM212 217L213 218L215 217L214 220H213ZM248 217L249 218L252 217L251 218L252 221H250V222H252L251 225L249 224V222H248V224L246 222L248 220H251ZM14 218H17V219L15 220ZM22 218H24V219L22 220ZM59 218H56L55 220L58 221ZM234 218L235 219L238 218L241 221L238 220V222H239L238 223V222H236L237 219L234 220ZM32 219H34L33 222H32ZM159 219H161V220H159ZM207 219H208V221H207ZM13 220L17 222L16 226L14 224L15 228L13 227V225H11V224L9 225V223L14 222ZM26 220L27 221L30 220L29 221L30 223L29 222L27 223ZM162 220L164 222L165 221L168 222V224L165 223L166 225L164 224L165 225L164 226L162 224V223H164ZM209 220H211L213 222V224H210V223L208 224L207 222H210ZM215 220H217V224L214 222ZM228 220H230L229 221V225L231 223V226L228 225ZM9 221H11V222H9ZM61 221L59 220L60 223H61ZM106 221H108V222H106ZM234 221L236 222V224H234ZM37 222H36V224H37ZM88 222L92 223V224H89ZM75 223H77V225ZM81 223H84L83 225L86 226L87 228H88L87 225H91V226H89L90 228H88V229L85 227L86 231L84 230L85 233H83V234L81 233V231H83V230L80 231L81 226H82ZM173 223L176 226H174ZM205 223H207V224H205ZM241 223L243 224L242 226H244L245 224L246 225H250L251 227L249 226V228H250L251 231L249 230L248 227H246V228H248V230L246 228H244V227H241ZM36 224H34V225H36ZM72 225H74L73 228L71 227ZM160 225H162L163 227L160 226ZM211 225H214V226H211ZM233 225H235V226H233ZM238 225H240V227ZM6 226H7L8 229L6 228ZM10 226H12V228ZM17 226H19L20 229L17 228ZM76 226H77V230L74 229ZM84 226H82V228H84ZM149 226L151 227V229H147V228H150ZM155 226H156V228H155ZM78 227H79V229H78ZM144 227H146L145 232H143L144 231ZM164 227L165 228L167 227V228L165 229ZM254 227L258 228V229H255ZM4 228H6V230ZM102 228H103V230H102ZM163 228H164V230H163ZM259 228H261V229H259ZM11 229H13L12 230V234L10 233ZM29 229H31V230L29 231ZM92 229H93V231H92ZM153 229H154L155 232L153 231ZM159 229H160V231H159ZM149 230H151V231H149ZM243 230H245V231L242 232ZM32 231H33V233L35 232L34 236H33V234H31ZM40 231H42V232H40ZM53 231H52V233H53ZM139 231L140 232L142 231L143 233H145V234L148 233V234H147V236L144 234L143 238H140L142 236V234L140 236V233L138 234ZM165 231L166 232L168 231L169 234L168 233H166V234L163 233ZM14 232L16 234H14ZM36 232H37V234H36ZM89 232H91L93 234H91ZM133 232L135 234L137 232V234L135 235ZM249 232H251V233H249ZM5 233L6 234L8 233L7 235H9L11 237L5 236ZM25 233H27V234H25ZM58 233H59V230H58ZM78 233H80L79 234L80 236L79 235L77 236ZM153 233H155V234H153ZM158 233H160L162 236L159 235ZM176 233H178V234H176ZM40 234L42 236H40ZM132 234H134L135 236L138 235L137 236L138 237V241H136L137 237H135L134 235L131 236ZM151 234H153V235H151ZM156 234L158 236H156ZM174 234H175V236H174ZM253 234H255V235L253 236ZM48 235H49V238H48ZM148 235L152 236L153 239L151 238L152 240L149 239L147 241ZM247 235L248 236L251 235V236L248 237ZM13 236H15V237H13ZM21 236H23V237H21ZM44 236H46L47 238H44ZM52 236H54L55 240H58V241H56V243L54 242L55 240L53 241V238H50ZM105 236L106 237L108 236L107 239L109 238L111 240V242H109V240H108L109 244L107 243V241H105V239H104ZM144 236H146L147 238L144 237ZM19 237H21V238H19ZM30 238H32V239L30 240V242H28ZM40 238L43 239V240H41ZM155 238H158V239L155 240ZM33 239H34V241L36 240L35 243L38 244V246L35 245ZM37 239H39L38 243H37ZM170 239H171V242H174L175 244L171 243ZM174 239H176V240H174ZM49 240H50V242L51 241H53V242L49 243ZM100 240L102 242H104L105 245ZM112 240H113V242H112ZM120 240H122V241L120 242ZM153 240L156 243H153L152 242ZM39 241H42L40 243L43 244V245L40 246L41 249L38 248L39 247ZM72 241H75V242H72ZM98 241L100 242V244L97 243ZM115 241H117V242H115ZM143 241L146 242L147 245ZM148 242L149 243L150 242L153 243L152 247H151V244L148 245ZM157 242L158 243L160 242L159 243V246H161L160 248L157 245ZM28 243H30V244H28ZM54 243L56 244V247H55ZM165 243H167V244H165ZM170 243H171V245H170ZM184 243H186L188 245V247H186V244H184ZM260 243H261V245H260ZM26 244H27V246H26ZM45 244L47 246L49 244L48 248H50V249H47V247H45ZM51 244L54 245V246L50 247ZM133 244H136V245L133 246ZM19 245H21V246L18 248ZM22 245H25L26 247L22 246ZM33 245L35 246L34 248L32 247ZM72 245L75 246V247H73ZM169 245H170V247H169ZM178 245H179V247H178ZM181 245L182 246L185 245V248L182 247ZM67 246L69 248H71L72 251L68 252V250H70V249L67 248ZM102 246H103L104 249H100V247L102 248ZM128 246H129V248H128ZM132 246H133L134 249L131 248ZM163 246H165V247L163 248ZM57 247H59V250H57ZM61 247L62 248L65 247V248L62 249ZM118 247H120V248H118ZM136 247H138V248H136ZM155 247H156V249H155ZM21 248L23 249L24 255H23L22 252H20ZM28 248H29V251H27L25 253L24 250L26 251ZM43 248L45 250H43L42 252H38V251L42 250ZM72 248H74V249L76 248V249L74 250ZM61 249H62V252H64V249H65V251L67 249L66 252H68V255H66L67 253L64 252V254L66 256L62 253V254H60V257L58 259L55 258L56 261H54L53 258L54 257H58L56 254H58V252H60ZM122 249H124V250L122 251ZM49 250L50 251L52 250V251H51V253L48 252L49 254H47V251H49ZM53 250H54V253H56V254H54L51 257L50 255L53 254ZM90 250H92V251L90 252ZM98 250H99V254L96 255L98 253ZM142 250H144V251H142ZM33 251H34L35 255H34ZM100 251H102V252H100ZM105 251H106V253H105ZM161 251H162V253H161ZM7 252H9V253H7ZM30 252H32L33 255H28V254H31ZM44 252H46V255H44L45 254ZM20 253H22V255H17V254H20ZM38 253L40 255L43 254V253L44 254L41 257ZM122 253H123V256H122ZM127 253H128V255H127ZM176 253H177V255H176ZM26 254L29 257V260L27 259V255ZM36 254H38L37 257H36ZM78 254H80V255H78ZM164 254H165V256H164ZM182 254H184L183 255L184 257L182 256ZM73 255H74V258L76 256V258H77L76 260L73 258ZM82 255L85 257V258H83L84 260H82V257H83ZM86 255H87V258H86ZM21 256H23V257H21ZM24 256H26V257H24ZM31 256H33L34 258H32ZM38 256L40 258H42V259H39ZM43 256H44V258H43ZM47 256L49 257L48 259H47ZM78 256L79 257L81 256V257L79 258ZM93 256L95 257V259H94ZM101 256H102V258H101ZM2 257H5V256H2ZM118 257H120V258H118ZM142 257H143V259H142ZM17 258H18V260H17ZM23 258H24L25 261L23 260ZM50 258H51V260H50ZM97 258H98V260H97ZM32 259L35 260V261L32 262ZM176 259L177 260L179 259V260L177 261ZM64 260H65V258H64ZM66 260H65V264H67ZM3 262H5V263H3ZM70 263H68V264H70ZM76 264H78V263H76Z\"/></svg>","mask_w":264,"mask_h":264},{"label":"bare ground","instance_id":"2","mask_svg":"<svg viewBox=\"0 0 264 264\" xmlns=\"http://www.w3.org/2000/svg\"><path fill=\"white\" fill-rule=\"evenodd\" d=\"M14 1H15V3H14ZM14 1L11 2V1H9V0H0V8H1V9H0V163H1V164H0V193H1L2 191L5 193V191H6L7 188H10V192H11V194L13 193V194H12L13 196H12L11 194H9V192H6V195L9 194L8 198H10V199H5V198H3V199L5 200L4 202H2L3 199H2V195L0 194V196H1V197H0V261L3 260V259H1V258H4V259H5L6 257H8V255L5 254V253H6V251H7V247L9 246V247H8V249H9L10 246H11L10 244L12 243V242H11V243H8L9 241H8L6 238H4V235L2 234V232H3L2 230H3V225H4V223H5V225H6V222L3 223V218L7 217V220H8V219H10L11 215H12V217H13L14 213L12 214L11 211H13V212L16 211V208L19 207V206L22 205V204H25V205H24L25 207H22V208L25 209V210H23V209L21 208L22 211H24V212H23L24 214L27 213L28 211H29L28 213H30V210H31V212H32L31 214H28V213H27L28 215L25 214V215H23V216H29V215L32 216V215L35 214L36 212H39V213L41 212L40 209L38 210V209L34 208L35 206L32 207V208L30 207V209H29L28 206H27L28 208L26 207V204L28 203V202L26 201L27 198H28L27 195H30V193H27V195H26L27 197L23 196V194H25L26 191L28 190V189H27V190H26V189L24 190L23 187L25 188L26 186H32L33 184H35V185H34V186L36 187L35 189L37 190V188H38V189L40 190V188H42V187L44 186V184H43L44 181L41 182L42 179L39 180L38 177L36 178L37 173L39 174V171L41 170V169H38V168H39V166L41 165L42 162H41L40 165H39V163H37V161H36V163H32V161H33V159H34V160H35V159H38V156H39V155H40V156H44L43 154H45V155L47 156V157H46V156H44V157H46L48 161L51 160V158L53 157L52 155H53V154H56L55 152L58 151V150H57L58 147L61 146V145H63V144L60 143V142L62 141V140H60V139H62V137H61V138H60V137L58 138V136H59L58 134H60V136H61V134L63 135L62 132H65V131H62V132H61V131L56 132V131H57L56 128H57L58 126H59V128H60V126L63 124V125H64V127H63V125H62L63 128H66V125H67V126H68V129H70V128H69L70 126L68 125L67 122L70 123V121H71V120L69 121L68 116H67L66 118L62 117V116L64 115V113L62 114V112H61L62 116L59 115V114L56 115V116H55V115H54V116H50V111H48V110H50V109H48V106H46V105H49V106L51 105L50 107H52V98H53L54 96H55L56 99H57V96H58L59 94L62 96V94L65 95V93H67V92H65V90L62 89V87H61V88L59 87V83H58V81H59V80H62L61 78H63V77H62V71H63V69H64V65L67 63V61H66V63H65V61H63V59H62V57H63V56H62V52L59 51V52H60V54H59V53H58V50L61 49V48H60L61 46H62V50H63V48H64V47H67V45L63 42L64 45L61 44V46L59 47V45L56 46V44H53V42L51 43L52 35L54 34V32H53V34L51 35V39H50V38H48L49 40H48V39L45 40V38H44V39H43V38L40 39V37H39V34H40V27H43L44 23L47 22V21H45L43 18H41V19H43V20L40 19V17H42L43 15H42V13H41L39 10H38L39 12H37V10H36V9L38 8L37 3H35L36 0H24V1H23V0H14ZM37 1H38V0H37ZM61 1H62V0H61ZM87 1H89V3H91L93 0H91V2H90V0H87ZM100 1H101V2H100ZM107 1H109V3L111 2L110 4L112 5V6H111L112 8L114 7L113 9H110L109 12H110V14L113 13V12H115V14H116V15H115L116 18L114 17L115 20H116L118 17H122V16H118V15L120 14V12H124V11H125V10L122 11V9H124L123 6L126 7L125 4H127V2L130 3V4L132 5V7H133V6H136V5H133V4L130 2L131 0H128V1H126V0H99V1H97V2H100L101 4H100V3H97V4H100V5H97L96 2H95V4H94V3H93V4H90V6H91L90 8H87L88 11H86V12H87V13H90V14H92V15H90V14L87 15V14L84 12L86 8L84 9V8L82 7V10H83V11L81 10V8H79V10H78V12H79V13H78V14H79V15H78V18H79V16H80V14H82V16H85V17H86V15L89 16V17H92V16L97 15V17H99V19L102 20V18H103L102 16H106V15H107V14H105V12L108 10V8L106 7V6H107V3H106ZM134 1H135V0H133V2H134ZM145 1H146V0H145ZM157 1H159V0H157ZM175 1H176V0H175ZM175 1H174V2H175ZM190 1H191V0H190ZM198 1H199V0H198ZM198 1L196 2V4L199 5V6H197V5L194 4L195 7H197L198 9L203 8V7H202V4H203V3L200 4V2H199V4H198ZM200 1H201V0H200ZM202 1H204V0H202ZM211 1H212V0H209V2H211ZM220 1H221V0H220ZM238 1H239V0H238ZM263 1H264V0H252V2H251V0H250V2H249L248 0H247V1L245 0V2H244V1H243V2H244L246 5H247V2H248V5H247V6H246L245 4H244L245 6L242 5V8H243V9H242V11H241V9H240V14H241V13L243 14L244 7H245V8L248 7V6H249V3H250V9H248V10H247V13H246V14H248L249 16L247 17L246 15H245V16L242 15V17H240V18H242V20L239 18V16H237V18L235 17V16H236L235 14H236L237 12H236L235 14H233L232 16H233L235 19H238V18H239V19L242 21V25H244V24L246 25L248 22H249L250 25H251V24H255V23H259V24H260V23L264 20V2H263ZM23 2H24V3H23ZM54 2L56 3V1H54ZM62 2H64V1H62ZM114 2H115L116 4L113 5ZM136 2H137V0H136ZM146 2H149V3H150V1H146ZM164 2H165V1H164ZM174 2H173V0L170 1V3H174ZM204 2H205V1H204ZM207 2H208V0H207ZM207 2H205V3H207ZM221 2H222V1H221ZM234 2H235V0H234ZM55 3H54V4H55ZM86 3H87V5H86ZM89 3L85 1V3H83V5H82V4H81V5L84 6V7H89V6H88ZM109 3H108V4H109ZM137 3H139V1H138ZM153 3L156 4V3H158V2H155V0H154V1L152 0V2H151L152 6H153ZM188 3H189V1H188ZM193 3H195V2H193ZM205 3L203 4V6H205ZM223 3H225V2H223ZM226 3H227V1H226ZM231 3H232V2H231ZM239 3H240V2H239ZM251 3H252V4H251ZM35 4H36V6H35ZM56 4H57V3H56ZM56 4H55V5H56ZM59 4H61V2H60ZM59 4H58V5H59ZM105 4H106V5H105ZM123 4H124V5H123ZM134 4H136V3L134 2ZM140 4L143 5V2H140ZM161 4H162V3H161ZM168 4H169V3H168ZM207 4H208V5H209V4L211 5V3H207ZM216 4H218V7L216 8V5H213V6H215L213 9H212V7H208V5H206V6L208 7V9L210 8L211 10H208V11L205 10V11H206L205 13L208 14V12H209V11H212V10H213V12L210 13L209 15H211V14H213V13L215 14V11L219 13V11L222 9V6H223V5L220 6V5H219L220 3H218V1L216 2ZM237 4H238V3H237ZM242 4H243V3H242ZM62 5H63V3H62ZM81 5H80V7H81ZM101 5H104V8H101V7H103V6H101ZM115 5H116V6H115ZM122 5H123V6H122ZM157 5H158V4H157ZM157 5H156V6H157ZM180 5H181V4H180ZM180 5H179V6H180ZM189 5H191V7H193V4H189ZM200 5H201V6H200ZM210 5H209V6H210ZM224 5H225V4H224ZM231 5H234V6H235V4H231ZM127 6H128V5H127ZM137 6H138V5H137ZM144 6H145V2H144ZM144 6H143V7H144ZM152 6L149 4V7L152 8ZM169 6H170V4L167 6V8H168ZM181 6H182V5H181ZM219 6H220L221 9H219V11H217L218 8H219ZM228 6H229V5H228ZM234 6H233V7H234ZM236 6L238 7V5H236ZM243 6H244V7H243ZM258 6H259V8H258ZM118 7L122 8V9H120V8H118ZM139 7H141V6H139ZM160 7H161V6H160ZM237 7H236V8H237ZM105 8H106L107 10H106ZM130 8H131V7H130ZM135 8H136V7H135ZM167 8H166V9H167ZM184 8H185V6H184ZM187 8H188V7H187ZM223 8H224V7H223ZM230 8H232V7H230ZM239 8H240V7H239ZM257 8H258V9H257ZM114 9H115V10H114ZM127 9H129V8H127ZM131 9H132V8H131ZM146 9H147V8H146ZM158 9H159V7H158ZM158 9H156L157 12H158ZM166 9H164V10L166 11ZM176 9H177V8H176ZM185 9H186V8H185ZM189 9H190V8H189ZM195 9H196V8H194L193 11H195ZM214 9H215V10H214ZM232 9H233V8H232ZM232 9H229V10L231 11ZM237 9H238V8H237ZM80 10H81V11H80ZM129 10H130V9H129ZM142 10H143V8H142ZM159 10H160V9H159ZM178 10H179V9H178ZM190 10H192V9H190ZM190 10H189V11L187 10V11L190 12ZM196 10H197V9H196ZM227 10H228V9H227ZM229 10H228L227 12H228V14H229V16H230V12H229ZM249 10H250V11H249ZM112 11H113V12H112ZM138 11H139V10H138ZM174 11H175V10H174ZM180 11H182L181 8H180ZM183 11H184V10H183ZM80 12H81V13H80ZM82 12H83V13H82ZM139 12H140V11H139ZM175 12H177V11H175ZM221 12L223 13V11H221ZM249 12H250V13H249ZM37 13H39V14L41 13L40 16H37V15H36ZM118 13H119V14H118ZM131 13H132V12H131ZM131 13H130V14H131ZM164 13H165V12H164ZM166 13H167V14H165V16L169 14L168 9H167V12H166ZM181 13H182V12H181ZM190 13H191V12H190ZM222 13H221V14H222ZM39 14H38V15H39ZM74 14L77 15L76 12H75ZM83 14H85V15H83ZM108 14H109V13H108ZM110 14H109V15H110ZM123 14H124V13H123ZM123 14H122V15H123ZM172 14H174V13H172ZM184 14H185V12H184ZM186 14H187V13H186ZM231 14H232V13H231ZM41 15H42V16H41ZM66 15H67V14H66ZM66 15H65V16H66ZM75 15H74V16H75ZM109 15H107L106 17L108 18ZM174 15H175V14H174ZM176 15H177V14H176ZM194 15H195V12L193 13V18H192L191 21H194V20L196 19V17H195L196 15H195V16H194ZM197 15H199V16H198V18H199L200 15H202V13L197 12ZM217 15H218V14L216 13V16H217ZM234 15H235V16H234ZM237 15H239V14H237ZM214 16H215V15H214ZM216 16H215V17H216ZM218 16H219V15H218ZM229 16H228V17H229ZM80 17H81V16H80ZM85 17H83V18H85ZM89 17H87V18H89ZM109 17H111V15H110ZM126 17H129V16H126ZM133 17H134V15H133ZM135 17H136V15H135ZM162 17L164 18V15H163ZM170 17H171V15H168L167 20H168V18H170ZM177 17H178V15H177ZM177 17H176V18H177ZM194 17H195V18H194ZM211 17H212V16H211ZM228 17H227V19H228ZM244 17H245V18H244ZM75 18H77V16H75V17L73 18V20H75ZM83 18H81V19H83ZM124 18H125V17H124ZM124 18H122V19L124 20ZM204 18L206 19L207 17H204ZM220 18H222V17H220ZM229 18H230V17H229ZM246 18H247L248 20H247ZM25 19H26V20H25ZM27 19H30V20H27ZM50 19H51V18H49V20H50ZM55 19H56V18H55ZM91 19H92V18H91ZM96 19H97V18H96ZM105 19H106V18H105ZM135 19H136V18H134V20H135ZM193 19H194V20H193ZM217 19H218V17H217ZM231 19H232V17H231ZM235 19H234V20H235ZM40 20H41V22H43L42 24L40 23ZM49 20H48V21H49ZM58 20H59V19H58ZM68 20H69V19H68ZM70 20H71V19H70ZM79 20H80V18H79ZM79 20H78V21H79ZM106 20H107V19H106ZM106 20H104V22H105ZM109 20H110V18H109ZM109 20H108V21H109ZM115 20H114V21H115ZM125 20H126V19H125ZM132 20H133V19H131L130 21H132ZM134 20H133V21H134ZM163 20H164V19H163ZM203 20H204V19H203ZM215 20H216V18H215ZM228 20H229V19H228ZM243 20H245V21H243ZM26 21H28V22H26ZM44 21H45V22H44ZM83 21H84V20H83ZM87 21H88V20H86L85 22H87ZM94 21H95V20H94ZM117 21H118L117 24H119V22H121V21H119V20H117ZM128 21H129V20H128ZM130 21H129V22H130ZM186 21H187V20H186ZM222 21H224V20H222ZM241 21L239 22L240 24H241ZM247 21H248V22H247ZM68 22H69V21H68ZM73 22H74V25H75L77 21H76V22L73 21ZM97 22H98V21H97ZM129 22L127 23V21H126V23H127V27L129 26L128 24H130V23L133 24V22H130V23H129ZM173 22H177V20L175 21V19H174ZM204 22H205V21H204ZM206 22H207V21H206ZM216 22L218 23V20H217ZM232 22H233V21H232ZM243 22H244V23H243ZM245 22H246V23H245ZM53 23H54V21H53ZM81 23H82V22H81ZM81 23H78L77 25L80 24L79 26H81V25H82ZM83 23H84V22H83ZM87 23H90V25H91V22L88 21ZM236 23H237V22H236ZM51 24H52V22H51ZM51 24H49V25L51 26ZM94 24H96V23H94ZM94 24H92V25L94 26ZM106 24L108 25L107 22H106ZM201 24H202V22H201ZM240 24H239V25H240ZM249 24H247L246 26H249ZM259 24H258V25H259ZM53 25H54V24H53ZM85 25H86V24H85ZM98 25H99V24H98ZM98 25H97V26H98ZM167 25H169V24H167ZM196 25H197V24H196ZM242 25H241V26H242ZM245 25H244V26H245ZM263 25H264V24H263ZM79 26H76V27H78L77 29H78L79 32H80L81 30L79 29V28H80ZM86 26H87V25H86ZM110 26H111V25H110ZM125 26H126V25H125ZM173 26L175 27V25H173ZM176 26H177V24H176ZM253 26H254V25H253ZM256 26H257V24H256ZM54 27H56V25H55ZM81 27L83 28L84 26H81ZM87 27H88V26H87ZM108 27H109V26H108ZM108 27H107V28H108ZM114 27H115V26H114ZM116 27H117V25H116ZM130 27H132V25H130ZM130 27L126 28V30H127V29L129 30ZM170 27H171V26H170ZM262 27H263V26H262ZM98 28L101 29V27H98ZM124 28H125V27H124ZM171 28H172V27H171ZM171 28H170V30H171ZM245 28H246V27H245ZM44 29H46V27H44ZM44 29H43V31H44ZM50 29H51V28L48 27L47 30H50ZM87 29H89V28H87ZM90 29H91V28H90ZM105 29H106V28H105ZM105 29H104V30H105ZM163 29H164V28H163ZM167 29H168V28H167ZM176 29H177V28H176ZM179 29H180V28H179ZM179 29H177V30H179ZM29 30H31V35H30V36H32L33 38H34V37H36V38L39 37V39H38V38H37V39H38L39 41L41 40L40 42H42V40H43V42L41 43V46H39V49H40V50H41V49H42L43 51H44V50H46V51L48 50V52L51 53L52 50H55V47H57V48H56V49H57L56 51H57V54H59V55L57 56V55H56V51H53V52H52L53 54L55 53V55L57 56V57H56V56L54 55V56L56 57V58L54 57V61L50 59V57L52 58L53 55H52V54H48V52H47V55H48L47 58H48V59L46 58V60H45V59L43 60V59H42L43 57L40 58V59H41V62H43V61H45V62H43V63L40 64L41 68H39V70H40V69H41V70L39 71V73L37 72V74H36V71H37L38 69H37V68L34 69L33 67L38 66V65H37V62H38L40 59L37 57L38 60L36 61L35 59H37V58L34 57L35 64H34V61H33V60H32V61H33V62H32V61L29 60V59H31L32 56H35L36 54L39 55L42 51H39V52H40V53H39V52H38V46H37L36 48H37V52H38L39 54L36 53V54L34 55V53L36 52V50H35V48H34V45H32L34 42H33V41L28 42V41L26 40V39H29L30 37L25 39V36L28 35ZM47 30H46V31H47ZM52 30H53V29H52ZM52 30H51V32H52ZM78 30H77V31H78ZM84 30H85V27H84ZM96 30H98V29H96ZM104 30L102 29L103 32H104ZM128 30H127V31H128ZM132 30H133V29H132ZM132 30H131V31H132ZM185 30H186V29H185ZM55 31H56V30H55ZM100 31H101V30H100ZM105 31H106V30H105ZM108 31H109V30H108ZM26 32H27V34H25ZM81 32H82V34H88V33H86V32L84 33V31H81ZM106 32H107V31H106ZM120 32H122V31L120 30ZM165 32H166V31H165ZM177 32H180L179 34L182 33L181 30H179V31H177ZM177 32H175V33L177 34ZM187 32H188V30H187ZM47 33H48V32H45V35H46V36H49V34L47 35ZM118 33H119V32H118ZM126 33H127V32H126ZM175 33H173V34L170 33V32L167 33L168 35L170 34V37H171V35L173 36V37H172V38L174 39L173 41H176V40L179 39V37H176V38H175V36H177ZM184 33H186V32H184ZM55 34H56V33H55ZM96 34H97V33H96ZM98 34H99V33H98ZM119 34H120V33H119ZM174 34H175V36H174ZM179 34H178V35H179ZM197 34H198V33H197ZM212 34H213V33H212ZM215 34H216V33H215ZM74 35H75V34H74ZM76 35H77V34H76ZM91 35H92V34H89V36H91ZM122 35H123V33H122ZM181 35H182V34H181ZM202 35H203V34H202ZM219 35H220V34H219ZM263 35H264V33H263ZM263 35H262V36H263ZM46 36H45V37H46ZM80 36H83V35L80 34ZM89 36H88V37H89ZM93 36H94V34H93ZM95 36H96V35H95ZM185 36H187V35H185ZM185 36H184V37H185ZM189 36H190V35H189ZM192 36H194V35H192ZM84 37H85V36H84ZM91 37H92V36H91ZM198 37H199V36H198ZM216 37H218V35H217ZM263 37H264V36H263ZM46 38H47V37H46ZM63 38H64V37H63ZM67 38H68V37H65L64 39L66 40ZM78 38H80V37H78ZM98 38H99V36H98ZM98 38L96 37V40H97ZM101 38H102V36H101ZM128 38H129V37H128ZM130 38H132L131 35H130ZM177 38H178V39H177ZM207 38H208V37L206 36V39H207ZM211 38H212V37H211ZM214 38H215V37H214ZM214 38H213V40H214ZM259 38H260V36H259ZM37 39H36V40H37ZM84 39H86V37H85ZM90 39H91V38H89L88 40H90ZM92 39H93V37H92ZM92 39H91V40H92ZM99 39H100V38H99ZM180 39H181V38H180ZM197 39H198V38H197ZM197 39H194V40H193V41H194L193 44H191L192 41H190V42H189V43H190V46H189V43H188V44H185V46H184V45H183V44H184V43H183V40H184V39H181V41H182V43H183L182 45L185 47L184 52H185V53H188V54H186V55L192 54V53H194V52H198L201 48H204V46H205L204 44H205V43H204V42H200V41H198ZM203 39H204V38H203ZM206 39H204L203 41L206 42V41H207ZM215 39L218 40L217 38H215ZM220 39H221V38H220ZM260 39H261V38H260ZM262 39H264V38H262ZM262 39H261V41H262ZM38 40H37V41H38ZM60 40H61V39H60ZM88 40H87V42H85L84 44H86V43L89 44L88 42H90L91 40H90V41H88ZM124 40H126L125 37H124ZM171 40H172V39H171ZM195 40H197V41H195ZM208 40H211V41L206 42V43H208V44H206V45H211V46H212V44L215 42V41H213L212 39H208ZM80 41L83 42V39L80 40ZM84 41H85V40H84ZM102 41H103V39H102ZM187 41H189V40L187 39ZM212 41H213V43H212ZM219 41H221V40H219ZM219 41H217L218 44H220ZM263 41H264V40H263ZM58 42H60V41L58 40ZM58 42H57V43H58ZM92 42H93V43H90L89 45H92V44L94 45V44H95V43H94V42H95V38H94V41H92ZM177 42H178V41H177ZM177 42H176V43H177ZM217 42H215L216 44H215V43H214V44L217 45ZM38 43H39V42H38ZM60 43H61V42H60ZM169 43H170V41H168V43H167V44L169 45L168 48L170 49V48L172 47V46H170L172 43H171V44H169ZM185 43H186V42H185ZM211 43H212V44H211ZM259 43H260V42H259ZM84 44H83V45H84ZM106 44H107V43H106ZM112 44H113V43H112ZM112 44H111V45H112ZM124 44L126 45V43H124ZM158 44H161V41H160V43H158ZM173 44H174V43H173ZM173 44H172V45H173ZM201 44L204 45V46L201 47ZM214 44H213V45H214ZM263 44H264V43H263ZM263 44H261V45H263ZM113 45H114V44H113ZM113 45H112V46H113ZM161 45H162V44H161ZM182 45H181V46H182ZM256 45H257V44H256ZM261 45L258 44L256 47H258V46L262 47ZM53 46H55V47H53ZM101 46H102V48H103V45H101ZM164 46H165V45H164ZM164 46H163V48H164ZM186 46H187V47H186ZM235 46H236V45H235ZM84 47H85V45H84ZM84 47H83V48H84ZM92 47H95V45L92 46ZM160 47H161V46H160ZM165 47H166V46H165ZM174 47H176V46H174ZM205 47H206V46H205ZM209 47H210V46H209ZM260 47H259V48H260ZM67 48H68V47H67ZM81 48H82V47H81ZM99 48H100V47H99ZM104 48H106V47H104ZM163 48H162L161 50H164V49H165V48H164V49H163ZM212 48H213V47H212ZM220 48H221V47H220ZM233 48H234V47H232V49H233ZM84 49H85V48H84ZM208 49H209V48H208ZM221 49H222V48H221ZM235 49H236V48H235ZM257 49H258V48H257ZM105 50H106V49H105ZM110 50H111V49H110ZM110 50H109V51H110ZM114 50H115V49H114ZM143 50H144V49H143ZM170 50H171V49H170ZM213 50H214V49H213ZM215 50H216V49H215ZM239 50H240V49H239ZM46 51H45V52H46ZM64 51H66V50L64 49ZM81 51H82V50H81ZM86 51H87V49H86ZM103 51H104V50H103ZM167 51H168V50H167ZM167 51H164V52H167ZM186 51H187V52H186ZM211 51H212V50H211ZM217 51H218V50H217ZM236 51H237V49H236ZM242 51H243V50H242ZM242 51H240V52H242ZM255 51H256V50H255ZM66 52H67V51H66ZM83 52H84V50H83ZM83 52H82V54H81V52H79L78 54H81V55H83V57H84V56H86V55L89 53V51H88V53H87V52H84V53H83ZM107 52H108V51H107ZM113 52H114V51H113ZM115 52H116V51H115ZM140 52H141V51H140ZM232 52H233V50H232ZM257 52H258V51H257ZM261 52L264 53V50H261ZM42 53H43V52H42ZM86 53H87V54H86ZM105 53H106V52H105ZM185 53H184V54H185ZM228 53H229V52H228ZM234 53H235V52H234ZM234 53L232 54V56L234 55ZM250 53H251V52H250ZM84 54H85V55H84ZM110 54H111V53H110ZM197 54H198V53H197ZM197 54H196V56H197ZM203 54H204V53H203ZM222 54H224V52H222ZM255 54H256V52H255ZM255 54H254V55H255ZM31 55H32V56H31ZM37 55H36V56H37ZM49 55H50V57H49ZM63 55L65 56V54H63ZM81 55H77L76 57H74V59L76 58V60H77V57H79V56L81 57ZM217 55H219V53H217ZM225 55H226V54H225ZM240 55L242 56V54H240ZM249 55H250V54H249ZM256 55H257V54H256ZM262 55H264V54H262ZM40 56H42V54H41ZM60 56H61V57H60ZM74 56H75V55H74ZM90 56H91V55H90ZM117 56H118V54H117ZM117 56H116V57H117ZM196 56H195V57H196ZM206 56H207V55H206ZM208 56H209V53H208ZM222 56H223V55H222ZM229 56H230V55H229ZM237 56H238V54L236 53V56H235V57H237ZM241 56H239V58H240ZM258 56H260V55H258ZM258 56H257V59H258ZM30 57H31V58H30ZM45 57H46V54H45ZM105 57H106V56H105ZM118 57H119V56H118ZM118 57H117V59H120V58H118ZM212 57H216V56L214 55V56H212ZM230 57H231V56H230ZM252 57H253V56H252ZM252 57H251V58L249 57L250 60L252 59ZM255 57H256V56H255ZM262 57H263V56H262ZM63 58H66V56L63 57ZM81 58H82V57H81ZM86 58H87V57H86ZM114 58H115V57H114ZM190 58H191V56H189V58H187V59L189 60ZM193 58H194V57H193ZM227 58H228V55H227ZM227 58H226V59H227ZM231 58H232V57H231ZM233 58H234V56H233ZM52 59H53V58H52ZM83 59H84V58H83ZM108 59H109V56H108ZM117 59L114 60V61H118ZM147 59H148V58H147ZM158 59H159V58H158ZM161 59H163V57H160V60H159V61H162ZM235 59H236V58H235ZM246 59H248V58H246ZM255 59H256V58H255ZM55 60H56V61H55ZM66 60H67V59H66ZM105 60H106V59H105ZM188 60H187V61H188ZM196 60H197V59H196ZM227 60H228V59H227ZM238 60H240V59H238ZM238 60H237V61H238ZM250 60H248L247 62H249ZM72 61H73V60H72ZM111 61H112V60H111ZM114 61H112V62H114ZM159 61H158V62H159ZM189 61L191 62V60H189ZM228 61H230V60H228ZM233 61H234V59H232L231 62H233ZM235 61H236V60H235ZM237 61H236V63H238ZM240 61H242V60H240ZM253 61H254V59H253ZM253 61H252V64H253ZM256 61H257V60H256ZM31 62H32V64H31ZM55 62H56V63H55ZM153 62H155V61L153 60ZM166 62H167V61H166ZM168 62H169V60H168ZM179 62H182V61H179ZM179 62H175L174 65H175V64L178 65ZM183 62H184V61H183ZM185 62H186V61H185ZM185 62H184V63H185ZM190 62H189V63H190ZM195 62H196V61H195ZM245 62H246V61H245ZM245 62H242V63H245ZM54 63H55V64H54ZM73 63H74V62H73ZM104 63H105V62H104ZM119 63H120V61H119ZM222 63H223V62H222ZM236 63H234V64H236ZM242 63H240V64H242ZM254 63H255V62H254ZM94 64H95V63H94ZM94 64H93V65H94ZM106 64H108V63H106ZM112 64H113V63H112ZM117 64H118V63H117ZM117 64H116V65H117ZM151 64H153V63H150V65H151ZM154 64H155V66H153V67L151 66V69H148V70H149L150 72H152L153 74H154L155 72H157L158 76H160L162 79H165V81H166V79H167V81H168L169 78H171L172 80H170V81L173 82V81L175 80L174 77H176V78H179V77H180V78L182 79V77L180 76V73H181V72H179V74H178V69H179L178 66H179V65H178V66H175V67H173V65H172L171 67H168V66L165 65L164 62H163L162 64H163L164 66H167V68H165L164 71H160V70H157V68H156V64H157V63H154ZM160 64H161V63H160ZM206 64H207V63H206ZM210 64H211V62H210ZM210 64H209V65H210ZM229 64H230V65H229ZM229 64H228L229 66H227V63L222 64V65L220 64V68H223V69H226V68H227L226 70L228 71V69H230V68L232 67V66H231V63H229ZM234 64H233V69H235V65H234ZM246 64H247V63H245V65H246ZM252 64H251V63H250V64H247V65H249V66L246 67V68H247L246 70H248V69H249V70H252V68L255 67V66H252ZM260 64H261V63H260ZM260 64H256V66H257V65H260ZM66 65H67V64H66ZM91 65H92V64H91ZM108 65L111 66L110 63H109ZM116 65H115V66H116ZM130 65H131V64H130ZM147 65H148V64H147ZM182 65L185 67L184 64H182ZM189 65H190V64H189ZM193 65H194V64H193ZM209 65H208V66H209ZM214 65H215V63H214ZM253 65H254V64H253ZM110 66H108V67H110ZM186 66H188V64H187ZM215 66H216V65H215ZM230 66H231V67H230ZM251 66H252V67H251ZM262 66H263V65H262ZM55 67H57L59 71H58ZM65 67H66V66H65ZM93 67H95V66H93ZM116 67H117V66H116ZM116 67H115V68H116ZM125 67H126V66H125ZM129 67H130V66H129ZM147 67H148V66H147ZM157 67H158V66H157ZM160 67H161V66H160ZM188 67H189V66H188ZM188 67H187V69L190 70L191 67H190V68H188ZM205 67H206V66H205ZM205 67H204V68H205ZM229 67H230V68H229ZM239 67H241V65H240ZM248 67H251V68H248ZM263 67H264V66H263ZM85 68H86V67H85ZM87 68H88V69H85V70H87V72H89V71H90V70H89L90 67H87ZM110 68H112V67H110ZM110 68H109V70H110ZM204 68H203V69H204ZM214 68H216V67H214ZM218 68H219V66H218ZM255 68H256V69H253V70H257V67H255ZM260 68H261V67H260ZM53 69H55V70H54L55 72H52ZM82 69H83V68H81V71H80V69H79L80 74H81L82 71H83ZM105 69H106V67H105ZM143 69H145V68H143ZM158 69H159V67H158ZM160 69H161V68H160ZM206 69H207V70H206ZM206 69H204V70H206L205 72L203 71V74H202L203 77H202V78H204V74H208V73L210 72V69H209V68L206 67ZM231 69H232V68H231ZM241 69H242V68H241ZM33 70H35V74H34V71H33ZM64 70L67 71L68 69H64ZM97 70H98V69H97ZM125 70H126V69H125ZM127 70H129V69H127ZM138 70H139V69H138ZM138 70H136V71H138ZM148 70H147V71H148ZM194 70H195V69H193V70L191 69L190 72L192 71V72L194 73ZM196 70H197V69H196ZM249 70H248V71H249ZM57 71H58V72H57ZM79 71H77V74L79 73ZM114 71L116 72L117 70H114ZM130 71H131V70H130ZM147 71H146V73H147ZM213 71H214V70H213ZM224 71H225V70H224ZM248 71H247V72H248ZM26 72H28V74L32 72L33 75H32V74H31V75L29 74V75H30V76L28 75L29 78H27L28 76H26L27 79H26V78L24 79V76H25V73H26ZM83 72H84V71H83ZM87 72H85L86 75H87ZM110 72H111V71H110ZM118 72H119V71H118ZM131 72H132V71H131ZM131 72H130V73H131ZM133 72H135V70H134ZM192 72H191V74H193ZM198 72H199V73H200V72L202 73V71H197V74H199ZM236 72H237V71H236ZM245 72H246V71H245ZM254 72H255V71H254ZM23 73H24V74H23ZM52 73H53V74H52ZM57 73H59V75H58ZM105 73H106V72H105ZM107 73H108V72H107ZM146 73H145V74H146ZM148 73H149V72H148ZM195 73H196V72H195ZM211 73L213 74V72H211ZM211 73H210L209 77L211 76ZM234 73H235V70H234ZM250 73H251V71H250ZM22 74H23L24 76H23ZM26 74H27V73H26ZM54 74H56V75H58V76H55ZM60 74H61V78H60ZM63 74H64V73H63ZM65 74H66V73H65ZM65 74H64V75H65ZM72 74H73V73H72ZM75 74H76V72H75ZM77 74H76V75H77ZM83 74H84V73H83ZM83 74H81V75H79V76L82 77V76H84ZM103 74H104V73H103ZM125 74H126V73H125ZM132 74H133V73H132ZM132 74H131V75H132ZM149 74H150V73H149ZM181 74H182V73H181ZM245 74H246V73H245ZM247 74H248V73H247ZM252 74H253V72H252ZM69 75H70V74H69ZM122 75H123V74H122ZM128 75H130V74H128ZM136 75H137V74H136ZM141 75L143 76V74H141ZM175 75H176V76H175ZM249 75H250V74H249ZM36 76H37V77H36ZM54 76H55V77H59V79L57 78L58 80H55L56 78H55ZM72 76H73V75H72ZM89 76H90V73H89ZM144 76H145V75H144ZM149 76H150V75H149ZM153 76H154V75H153ZM200 76H201V74H200ZM53 77H54V78H53ZM76 77H77V76H76ZM135 77H136V76H135ZM135 77L133 76L132 78H135ZM138 77H139V76H138ZM168 77H169V78H168ZM206 77H208V75H206ZM71 78H72V77H71ZM79 78H80V77H79ZM84 78H85V76H84ZM94 78H95V77H94ZM154 78H155V76H154ZM154 78H153V79H154ZM156 78H157V77H156ZM49 79H50V81H48ZM51 79H53V80H51ZM76 79H77V78H76ZM92 79H93V78H92ZM140 79H141V78H140ZM148 79H149V78H148ZM153 79H152V80H153ZM181 79H180V80H181ZM208 79L211 80V78H208ZM208 79H206V80L208 81ZM65 80H66V78L63 79L62 81H60V84H61V85H62V84L64 85L65 82L63 83V81H65ZM71 80H72V79H71ZM71 80H70V81H71ZM82 80H84V79H82ZM93 80H94V79H93ZM133 80H134V79H133ZM135 80H136V79H135ZM160 80H161V79H160ZM160 80H159V82H162V81H160ZM176 80H179V79H176ZM180 80H179V81H180ZM204 80H205V79H204ZM206 80H205V82H206ZM47 81H48V82H47ZM52 81H54V85L58 84V85H56V87L60 88L59 90H58L56 87L54 88V85H53V91L50 90V89H51V88H50V86H51L50 84L52 83ZM56 81H57V82H56ZM68 81H69V80L67 79V82H68ZM90 81H92V80H90ZM96 81H98V80L95 79V82H96ZM139 81H140V80H139ZM144 81H145V80H143V82H144ZM179 81H177L175 84H178V83L180 84V83H182V82H179ZM75 82H76V81H75ZM80 82H81V81H80ZM82 82H83V81H82ZM98 82H99V81H98ZM156 82H157V81H156ZM49 83H50V84H49ZM73 83H74V82H73ZM76 83H78V82H76ZM144 83H145V82H144ZM151 83H152V82H151ZM165 83H167V82H165ZM168 83H169V82H168ZM206 83H207V82H206ZM47 84L50 85V86H49V89H48L47 86H46ZM89 84H91V83L89 82ZM89 84H88V82H85V86H86V87H87ZM99 84H100V83H99ZM142 84H143V83H142ZM161 84H162V83H161ZM170 84H171V83H170ZM170 84H169V85H170ZM175 84H172V86L175 85ZM61 85H60V86H61ZM71 85H72V84H71ZM96 85H98V83H95L94 85L91 84V85H89V87H91V88H92V87L95 88V87H97ZM120 85H121V84H120ZM151 85H152V84H151ZM180 85H181V84H180ZM182 85H185V84H182ZM30 86H31V88H30ZM64 86H65V85H64ZM73 86H74V85H73ZM157 86H158V85H157ZM160 86H161V85H160ZM163 86H164V84H163ZM185 86H186V85H185ZM205 86H207V84H206ZM21 87H24V88H22L23 90H26V89H27V90H26L27 93L24 92V91L21 89ZM68 87H69V86H68ZM75 87H76V85H75ZM80 87H81V86H80ZM147 87H148V86H147ZM166 87H167V86H166ZM173 87H174V86H173ZM175 87H176V86H175ZM177 87L180 88V86H177ZM177 87H176V88H177ZM186 87H187V86H186ZM44 88H46V89H44ZM133 88H134V87H133ZM142 88H144V85H142ZM150 88H151V87H150ZM161 88H162V87H161ZM170 88H171V85H170L169 89H170ZM181 88H182V87H181ZM30 89H31V90H30ZM56 89H57V90H56ZM64 89H65V88H64ZM69 89H70V87H69ZM100 89H101V88H100ZM151 89L153 90V88H151ZM151 89H147L146 91H145V88L143 89V90L145 91L144 96H142V97H143V103H144V104H145L144 101H147V100L149 101V102H147V103H149V104H150V101L153 102V100H152L153 97H151V95H150V93L152 92ZM162 89H164V88H162ZM20 90H22L23 92L20 91ZM74 90H75V89H74ZM86 90H88V89L86 88ZM89 90H91V89L89 88ZM143 90H142V91H143ZM149 90H150L151 92H150ZM181 90H183V89H181ZM181 90L179 89L178 91H181ZM184 90H187V89L185 88ZM188 90H189V89H188ZM57 91L60 92V93L58 94ZM63 91H64L65 93H64ZM82 91H83V90H82ZM91 91H93V90H91ZM135 91H136V90H135ZM144 91H143V92H144ZM148 91H149V94H148ZM178 91H177V92H178ZM215 91H216V90H215ZM18 92H19V93H18ZM62 92H63V93H62ZM70 92H71V91H70ZM76 92H77V91H76ZM138 92H139V94H142V93L140 92V89L138 90ZM181 92H182V91H181ZM184 92L186 93V91H184ZM204 92L206 93V91H203V94L201 93L202 97L199 96L201 100H203V97H204V95H205ZM11 93H13L14 97L11 96ZM14 93H15V94L17 93V94H19V95H22V94H20V93H24L25 95L27 94V95H26L27 98L29 97V98L32 99V101H31L30 99H28V100L30 101V102H28V104H31V102H32V104H34V105H33V106L30 105V106L33 107V108H34L35 105L38 106V107L35 106L34 109L30 107V109H32L33 112H34L35 114H34L32 111H28V110H26V109L28 108L27 105H26L27 108H25V110L28 111V114L25 115V114H24V113H25V112H24V111H25V110H24V106H23V111L21 110V109H22L21 105H22L24 102H23L21 105L19 104V103H21L20 101H17V102H16V101H15L16 98H15V94H14ZM40 93H42L43 99L45 98V100H44L43 102L48 103V104L45 103V104H46V105H45L46 108H43V109H47L46 111H48V113H46V112L41 108V106H42V104H43L42 102H41L42 104H41L40 102H39V104L36 103L37 101H42V100H43V99L41 98V94H40ZM84 93L86 94V93H88V92H87V91H84ZM101 93H102V92H101ZM110 93H111V91H110ZM127 93H128V92H127ZM146 93H147V95H146ZM185 93H184V94H185ZM207 93H208V90H207ZM207 93H206V94H207ZM217 93H218V92H217ZM17 94H16V95H17ZM28 94H29V95H28ZM31 94H38V95H34V96H37V97H38L39 95H40V96H39L38 99H37V97H34V96L31 95ZM43 94H44V95H43ZM69 94H70V93H69ZM131 94H132V93H131ZM139 94H138V95H139ZM151 94H152V93H151ZM160 94H161V93H160ZM188 94H189V93H188ZM19 95H17V96H19ZM30 95H31V96H30ZM60 95H59V99H58L57 102H61V100L64 99V96H63L62 99H61V98H60ZM70 95H71V94H70ZM88 95H91V94L88 93ZM109 95H110V94H109ZM114 95H115V92H114ZM117 95H118V94H117ZM180 95H181V94H180ZM225 95H226V94H225ZM73 96H74V95H72L71 98H72ZM84 96H86V95H84ZM184 96H186V94H185ZM190 96H191V93H190ZM192 96H193V95H192ZM32 97H34V98L37 99V100L35 99L36 102H33L34 99H33ZM74 97H75V96H74ZM76 97L79 98L80 96H79V97L76 96ZM76 97H75V98H76ZM155 97H156V95H155ZM226 97H227V96H226ZM248 97H249V96H248ZM14 98H15V99H14ZM40 98H41L42 100H39ZM65 98H66V97H65ZM110 98H111V97H110ZM144 98H145V99H144ZM249 98H250V97H249ZM13 99H14V100H13ZM56 99L54 98V101H55ZM60 99H61V100H60ZM82 99H83V98H82ZM84 99H85V98H84ZM86 99H88V98H86ZM89 99H90V98H89ZM114 99H115V98H114ZM127 99H128L129 101H131L128 97H127ZM180 99H181V98H180ZM184 99H185V97H184ZM251 99H252V98H251ZM50 100H51V101H50ZM73 100H75V99L73 98ZM79 100H80V99H79ZM90 100H91V99H90ZM99 100H100V99H99ZM104 100H105V99H104ZM182 100H183V99H182ZM185 100H186V99H185ZM185 100H184V101H185ZM187 100H191V97H189V99H187ZM219 100H220V99H219ZM219 100H218V101H219ZM254 100H255V99H253V101H254ZM256 100H257V99H256ZM54 101H53V103L56 102V101H55V102H54ZM66 101H67V100H66ZM83 101H86V100H82V102H83ZM184 101H183V102H184ZM223 101H224V99H223ZM248 101H249V99H248ZM18 102H19V103H18ZM49 102H51V104H49ZM63 102H64V101H63ZM63 102H62V103H63ZM79 102H80V101H79ZM102 102H104V101H101V103H100V104H101V108L98 109L97 106H99V105H97V106L95 107V108H97V109H95V110L93 109V112H96L97 110H98L97 113H99V111H102V112L104 111V112H105V113H103V115L100 116V117H102V118L99 119V118H98L99 116H98L97 119H96V121H98V119H99V126H96V127H100V128H99V129H95V130L98 131V132H99V130H100L101 128L105 130V128H106L107 126L110 127V126H111V125H110L111 122H113V121H112V120H113L112 118H115V119H116V122H117V121L120 122V120H122V121H126V118H127V116H129V115H130L131 117H129V119H127V123H128V124H129V123H135L134 125H136L137 127H134V126H132L131 124H129V127H128V125H126V123H124V125H126V126H123V127H125V128L127 127V128H129V129H131V128L134 127V128L132 129V131L135 129V133H134L135 136H136V135L138 136V134L140 133V131H142L141 129H139L140 126L142 127V126L144 125L145 122H146V124H148L147 121H148V119H150L149 116H148V118H147V117L145 118V119H147V121L144 120L145 122L140 121V122H142V123H139L138 121H139V117H140V116L138 117V116L136 115V114H139V112L133 113V114H135V115H133V114L131 115V114H130L129 109H131V111L134 109V110H136V111H137V110H140V112H142V109H141V108H139V109H138V108H137V109L135 108V107H136V104L134 105V107L132 106V105H133V102L135 103L134 100H133V102H132V105L130 104V105H128V106L126 105V103H121V102H120V104H122V106H125V105H126L127 107L124 109V110H125V113L122 112V113H121L122 115L119 117L120 119H118V120H117V117L114 116L115 114H114L113 117H112V112H111V111H113V110H111V109H113V108H115V107H113V108H112V107H109V102H107V101H106L107 104L104 102V103H105L104 105H103ZM111 102H112V100H110V104H111V106H112L113 103H111ZM199 102H201V101H199ZM226 102H227V101H226ZM114 103H115V105H116L117 101H116V102L114 101ZM137 103H139V104L141 105V102H138V101H137ZM143 103H142V106H143L144 111H145V112L149 111L148 113H151V110H147V109L145 110V106H147V105L144 106ZM154 103H155V102H154ZM154 103H153V104H154ZM248 103H249V102H248ZM251 103H252V102H251ZM255 103H256V102H255ZM40 104H41V105H40ZM56 104H57V103H56ZM89 104H90V103H89ZM118 104H119V103H118ZM118 104H117V105H118ZM120 104H119V105H120ZM127 104H128V103H127ZM139 104H138L137 107H139ZM224 104H227V103H224ZM23 105H24V104H23ZM57 105H58V104H57ZM77 105H78V104H77ZM83 105H84V103H83ZM102 105H103V108H102ZM105 105H106V106H105ZM119 105H118V106H119ZM165 105H166V104H165ZM222 105H223V104H222ZM222 105H221V107H223ZM248 105H249V104H248ZM253 105H254V104H252V106H253ZM257 105L259 106L258 103H257ZM257 105H256V106H257ZM91 106H92V105H91ZM129 106H130V107H129ZM252 106H250V107H251V109H254V112H253V113L257 114V116L260 117V113H259V114L256 113V112H258L257 109H256V108H252ZM36 107L39 108V109L41 108L40 110H42V111L45 112V113H42V111H39ZM42 107H44V105H43ZM50 107H49V108H50ZM56 107H57V106H55V108H56ZM77 107H79V106H76V108H77ZM86 107H87V105H86ZM86 107H85L84 110H83V109L79 110V109L77 108V111H79V114H80V115L82 114V113H80V111H82V112H84V113L87 114V112H86V111H87V110H86ZM217 107H218V106H217ZM20 108H21V109H20ZM76 108H75V110H76ZM83 108H84V107H83ZM91 108H92V107H91ZM123 108H124V107H123ZM123 108H120V110H122ZM146 108H147V107H146ZM148 108H149V107H148ZM219 108H220V107H219ZM223 108H224V107H223ZM261 108H263V107H261ZM52 109H53V108H52ZM69 109H70V108H69ZM115 109H116V108H115ZM118 109H119V107H118ZM152 109H153V108H152ZM157 109H159V108L157 107ZM160 109H162V108H160ZM20 110H21V112H22V115H20V114H21V113H20ZM37 110H38V111H37ZM36 111H37L38 113H36ZM71 111H72L71 113L73 114L74 110H71ZM90 111H91V110H90ZM218 111H219V110H218ZM255 111H256V112H255ZM23 112H24V113H23ZM39 112H40V113H39ZM53 112H54V111H53ZM65 112H66V111H65ZM68 112H69V111H68ZM93 112H92V113H93ZM134 112H135V111H134ZM152 112H155V111H152ZM19 113H20V114H19ZM26 113H27V112H26ZM54 113H55V112H54ZM76 113H77V112H76ZM115 113H116V112H115ZM148 113H145V115H144V113H143V115L146 116V114H148ZM155 113H156V112H155ZM157 113L159 114L160 112L158 111ZM263 113H264V112H263ZM86 114H85V115L83 114V116H86ZM104 114H105V115H104ZM116 114H118V113H116ZM123 114H125V115H123ZM153 114H154V113H153ZM153 114H152V115H153ZM158 114H157V116H159V117L161 118V115H162V114H161V113H160V115H158ZM65 115H66V114H65ZM75 115H76V114H74V116H75ZM139 115H140V114H139ZM150 115H151V114H150ZM152 115H151V117H152ZM250 115H251V114H250ZM20 116H23L24 119H23L22 117H20ZM60 116H61V117H60ZM95 116H96V115H95ZM25 117H26V118H25ZM70 117H71V116H69V118H70ZM78 117H79V116H78ZM88 117H89V116H88ZM141 117H142V116H141ZM20 118H22V120H21ZM80 118H82V117H79V119H80ZM164 118H165V117H164ZM164 118H163V119H164ZM254 118H255V117H254ZM71 119H73V118H71ZM89 119H90V118H89ZM92 119H94V118H92ZM140 119L142 120L143 118H140ZM207 119H208V118H207ZM159 120H160V119H159ZM209 120H210V119H209ZM29 121L34 122V123H33V124H34V127L37 128V129L35 128V129H36V130H35L36 132L34 131V133H35L34 136L36 137V138H35L36 140H34V138H31V139H30V138H25V136H28L27 134H26L24 137H21V136H17V137L15 136V137H14V136L11 135V134H13L14 132H13V133H10V132H9V131H11V130L13 129V127H14L13 125H14V124H15V126H16V124H17V125L20 126L21 128H22V127L24 128L25 126H27V123H28V125H30L29 123H31V122H29ZM54 121H56V123H57L56 125L54 124ZM77 121H79V120H77ZM65 122H66V123H65ZM73 122H74V119H73ZM83 122H84V117H83ZM119 122H118V123H119ZM254 122H255V120H254ZM78 123H80V125H81L82 122L79 121ZM78 123H76V121H75L74 125L77 126ZM84 123H85V122H84ZM84 123H82V126L84 125ZM86 123H87V122H86ZM86 123H85V125L83 126V129H85V127H87V126H86ZM120 123H122V122H120ZM31 124H32V123H31ZM90 124H91V123H90ZM90 124H89V125H90ZM92 124H95V123L92 122ZM114 124H115V123H114ZM116 124H117V123H116ZM142 124H143V125H142ZM35 125H36V126H35ZM70 125H72V123H70ZM80 125H79V127H80ZM96 125H97V123H96ZM149 125H151V123H150ZM11 126H12V128H10ZM18 126H16V127L18 128ZM82 126H81V128H82ZM121 126H122L121 124H118V127H119V128H120ZM131 126H132V127H131ZM146 126H148V125H146ZM151 126H152V125H151ZM34 127H33V128H34ZM62 127H61V129H58V130H62ZM73 127H74V126H72V130H75V129H73ZM79 127H76V128L79 129ZM9 128H10V130H9ZM25 128H26V127H25ZM74 128H75V127H74ZM89 128L92 129V125H90ZM94 128H95V127H94ZM127 128H126V129H127ZM145 128H146V127L144 126V127H143L144 131H145ZM155 128H156V127H155ZM28 129H29V128H28ZM66 129H67V128H66ZM66 129H65V130H66ZM91 129L88 130V128H87V130H88V134H89V132L91 131ZM107 129H108V128H107ZM109 129H111V128H109ZM109 129L106 130V131H107L106 134L109 132ZM138 129H139V131H138ZM149 129L151 130L150 126H149ZM152 129H153V128H152ZM157 129H158V128H157ZM157 129H156V130H157ZM13 130H14V129H13ZM20 130H23V129H20ZM24 130H25V129H24ZM63 130H64V129H63ZM70 130H71V129H70ZM76 130H77V129H76ZM116 130H118V129H116ZM122 130H123V128H122ZM136 130H137L138 132H137ZM150 130H149V131H150ZM153 130H154V129H153ZM77 131H78V130H77ZM79 131H80V130H79ZM81 131H82V130H81ZM84 131L86 132V130H84ZM132 131H130L129 136H130V134L132 133ZM175 131H176V130H175ZM23 132H24V131H23ZM23 132H22V134H23ZM67 132H68V131H67ZM100 132L103 133L102 130H101ZM104 132H105V131H104ZM119 132H120V130H119ZM121 132H122V131H121ZM123 132H124V134H125V131H123ZM133 132H134V131H133ZM153 132H154V131H153ZM127 133H128V131H126V136H127ZM136 133H137V134H136ZM144 133H145V132H144ZM151 133H152V132L150 131V135H149V134H147V131H146V134H144L145 137H144V135H142L144 138H146L147 136H148V137H149V136H152V140H147V141L150 142V143H146L147 145L144 146V147H146V146L148 147V145H149L148 148H150V151H151V147H152L151 145H153V140H154V138H157V136H155V135H154L155 137L153 138V135H151ZM32 134H33V131H32ZM94 134H97V133H94ZM104 134H105V133H104ZM106 134H105V136H104V135H99V136H98V135H94V136H93V135H91V134H89L87 137L84 136L82 142H80V145H81V143H84V145H85V143H87V145H85V147H84L83 144H82V146H83L85 149H83L82 146L80 147V145H79V146L76 145L77 147L74 146V147L76 148V149H75V150H76L75 152H74V151H70V150H69V151L72 152L74 155L76 154V156H77V150H79V151H78V155H79V156L87 155V154L89 153V150H87V148H89L91 144H94V146L91 147V149L89 148L90 151H91L90 153H92V151L96 149V148L93 149L94 147H96L95 145H97V146H101V147L103 146V143H101V142L99 141V138H100L102 141L104 140L103 138H101V136H104V138H105V140H106V141H105L106 144H107L108 142L111 143L110 145H109V143H108V145H109V147H110V150L113 148V147H111V146L114 144V143H112V142H110V141L114 139L113 141L115 142V139L117 138V140H116V142H115V143H116V144H115V147L117 148V147L119 146V144H120L119 140L122 139V138H121L122 135H121V137H117V136H119V135H116V134H115L114 136L111 135V137H110V139H109V136H108V135L110 134V132H109V134H107L108 137L106 136ZM111 134H112V133H111ZM122 134H123V133H122ZM14 135H15V134H14ZM81 135H82V134H81ZM84 135H86V133H85ZM22 136H23V135H22ZM32 136H33V135H31L30 137H32ZM34 136H33V137H34ZM65 136H66V134H65L63 137H65ZM82 136H83V135H82ZM82 136H81V138H82ZM123 136H124V135H123ZM129 136L126 137V138H127V139H132V135H131V138H129ZM137 136H136L135 138H137ZM139 136H141V133L139 134ZM143 137H141V138H142V141H143ZM148 137H147V138H148ZM163 137H164V136H163ZM217 137H220V136L218 135ZM223 137H224V136H223ZM223 137H222V138H223ZM23 138L26 139V140L28 139V140H27V141H26V140L23 141ZM112 138H113V139H112ZM119 138H120V139H119ZM135 138H134V139H135ZM141 138H140V142H141ZM164 138H165V137H164ZM228 138L231 139V137H227V142L229 143ZM244 138H245V137H244ZM64 139H65V138H64ZM66 139H67V136H66ZM123 139H125V138L123 137ZM149 139H150V137H149ZM217 139H218V138H217ZM219 139H221V138H219ZM230 139H229V140H230ZM32 140H34V143H35V144H36L37 142L40 141V143H38L40 146H39V147H36L38 144L35 145V144L32 142ZM84 140H85V141H84ZM125 140H126V139H125ZM158 140H159V138H158ZM221 140H222V139H221ZM25 141H26V142H25ZM36 141H37V142H36ZM80 141H81V139H80ZM156 141H157V140H156ZM156 141L154 140L155 144H156ZM218 141H219V140H218ZM223 141H224V139H223ZM225 141H226V140H225ZM225 141H224V142H225ZM64 142H65V140H63L62 143H64ZM140 142H139V143H140ZM151 142H152V144H151ZM160 142H161V141H160ZM214 142H216V141H214ZM224 142L222 143V145L224 144ZM262 142H263V141H262ZM31 143H33L34 148H32L33 145H32ZM89 143H90V144H89ZM100 143H101V145H98V144H100ZM141 143H142V142H141ZM144 143H145V142H144ZM144 143H143V145H144ZM163 143H164V142H163ZM163 143H162V145H164ZM166 143H167V142H166ZM166 143H165V144H166ZM212 143H213V142H212ZM225 143H226V142H225ZM78 144H79V142H78ZM106 144H105V145H106ZM123 144H124V143H123ZM126 144H128V143H126ZM136 144H137V141H136ZM218 144H219V143H218ZM30 145H31V146H30ZM73 145H75V143H74ZM108 145H106V147H107ZM117 145H118V146H117ZM134 145H135V144H134ZM167 145H169V144H167ZM167 145H166V146H167ZM170 145H171V144H170ZM213 145H214V144H213ZM216 145H217V144H216ZM236 145H237V144H236ZM236 145L234 144L233 148L231 147V148H232V153H233V151L235 150V148L237 147ZM63 146H64V145H63ZM86 146H87V147H86ZM91 146H92V145H91ZM120 146H122V145H120ZM120 146H119V147H120ZM139 146L142 147V148H140V149H142V150H143V149H147V150H148V148H147V147L144 148V147L142 146V144H140ZM166 146H163V147H164V148H163L164 150H168V149H169V148L165 149ZM227 146H229V145H227ZM227 146H226V147H227ZM74 147H71V148H74ZM104 147H105V146H103V148H104ZM123 147H124V146H123ZM123 147H121V149H122ZM136 147H138V145H136ZM155 147H156V146H155ZM157 147H159V146H157ZM171 147H172V146H171ZM171 147H170V148H171ZM240 147H241V146H240ZM252 147H253V146H252ZM59 148H60V147H59ZM77 148H78V149H77ZM107 148H108V147H107ZM241 148H243V147H241ZM35 149H36V151H38V152H34L33 150H35ZM80 149H81V152H82L81 154H82V155L79 153V152H80ZM82 149H83V150H82ZM108 149H109V148H108ZM153 149H155V148H153ZM157 149H158V148H157ZM157 149H155V150L158 151ZM161 149H162V148H161ZM31 150H32V151H31ZM84 150H87L88 152L85 153L86 151H84ZM101 150H104V149H101ZM117 150H118V149H117ZM164 150H163V151H164ZM172 150H173V149H172ZM254 150H255V149H254ZM30 151H31V152H30ZM104 151H105V152H104ZM104 151H103V153H106V154H107L108 151H107V150H104ZM106 151H107V152H106ZM111 151L114 152L113 149H112ZM152 151H153V150H152ZM152 151H151V152H152ZM161 151H162V150H161ZM161 151H158V152H160V155H161ZM242 151H244V150H242ZM26 152H27V154L25 155ZM32 152H34V153L37 154V157H36V158L34 157V155H36V154L33 155ZM66 152H67V151H66ZM98 152H99V151H98ZM101 152H102V151H101ZM135 152H136V151H135ZM147 152H148V151H145V155L147 154ZM230 152H231V151H230ZM239 152H241V151H239ZM244 152L247 153L246 151H244ZM244 152H243V153H244ZM19 153L22 154V155L24 154L25 157H28V156H29V158H28L29 160L26 158L27 162L29 161L28 163H26V164H28V166L32 163V165H31L32 168H30L29 171H31V169L34 171L35 168H36V170H37V169L39 170L38 172H35V173H36V174H34L35 176L33 175V177H34L35 179L31 176V175L34 173L33 171H31L32 173H30L27 169H26L27 171H25V168H24V169L22 168V167L26 166V164L23 163V162H24L23 160H22L23 162H19V163H21V164H18V165H17V163H18V161H17L16 165L18 166V169H19V165H22V167L20 166V167H21V170H18V171H23V170H24L23 173H26V174H24L25 176L23 175V177H20V178L18 177V174H20V173H22V172H20V173H18V172L16 173V172H15V171H17V169L15 170V167H17V166L15 165V158L17 159V156H15V155H16V154L19 155ZM28 153H29V154L31 153L30 155H32V158H31L30 155H28ZM90 153H89V155H87V157H86L88 160H87L86 158H84V159L86 160V162L88 163V164H87L88 166L90 165L89 163H90V161H91L90 158H89V157H90ZM99 153H100V152H99ZM148 153H149V152H148ZM237 153H238V152H236V156H235V157H237ZM241 153H242V152H241ZM241 153L239 154L240 156L242 155ZM245 153H244V154H245ZM10 154H12V156H13L14 158H13L12 156H10ZM92 154H93V153H92ZM92 154H91V157H92ZM94 154H96V152H95ZM162 154H163V153H162ZM164 154H166V153H164ZM170 154H171V153H170ZM170 154H169V155H170ZM27 155H28V156H27ZM56 155H57V154H56ZM68 155H70V154L68 153ZM74 155H73L72 157H74ZM109 155H110V154H109ZM141 155L144 156V152H143V151H142V154H141ZM150 155H151V154H150ZM155 155H156V154H155ZM247 155H248V154H247ZM247 155H245V156H247ZM19 156H20V155H19ZM19 156H18V157H19ZM40 156H39V157H40ZM50 156H52V157H50ZM54 156H55V155H54ZM70 156H71V155H70ZM93 156H94V155H93ZM142 156H141V159L143 160ZM147 156H148V155H147ZM163 156H164V155H163ZM21 157H22V156H21ZM33 157H34V158H33ZM150 157H151V156H150ZM155 157H158V155L155 156ZM242 157H244V155H243ZM247 157H249V156H247ZM247 157H245V160H246ZM30 158L32 159L31 162H30V160H31ZM49 158H50V159H49ZM101 158H102V157H101ZM190 158H191V157H190ZM237 158H239V160H242V158H240V157H237ZM237 158H236V159H237ZM18 159H19V158H18ZM21 159H22V158H20V161H21ZM44 159H45V158H44ZM66 159H69V157L67 156ZM91 159H92V158H91ZM93 159H94V157H93ZM144 159H145V157H144ZM153 159H154V158H153ZM161 159H162V158H161ZM233 159H234V158H233ZM233 159H232V160H233ZM243 159H244V158H243ZM41 160H43V159L41 158ZM47 160H46V161H47ZM70 160H71V162H72L73 160H76V161H73V162L71 163L72 165H74L75 162H77V163L79 162L78 164H80V165H78V164H77V165H78V166H81V162H82V165H83V166H87V165H84V164H85L84 161H81L79 158H76V159H75V158H74V159L71 158ZM79 160H80L81 162H80ZM115 160H116V159H115ZM146 160H147V159H146ZM165 160H166V159H165ZM239 160H238V161H235V160H234L233 162H238V163H239V162H240ZM245 160H244V163H245ZM38 161H39V159H38ZM43 161H44V160H43ZM155 161H158V163H160L158 159L155 160ZM155 161H154L153 164H156ZM33 162H34V161H33ZM63 162H64V163H63V165H64V164L66 163V160L64 159ZM144 162H145V161H144ZM146 162H147V161H146ZM29 163H30V164H29ZM44 163H45V162H44ZM44 163L41 165L42 167H43V165L46 166V163H45V164H44ZM67 163H70V161H69V162L67 161ZM67 163H66V164H67ZM116 163H117V162H116ZM238 163H237V164H238ZM246 163H247V160H246ZM33 164H34L35 166H33ZM92 164H93V163H92ZM145 164H148V163H145ZM145 164H143V162H142V167H143ZM234 164H236V163H234ZM240 164H241V163H240ZM37 165H38V167H37ZM63 165H61V166H63ZM68 165H70V164H68ZM118 165H119V164H118ZM140 165H141V164H140ZM156 165H157V164H156ZM158 165H159V164H158ZM158 165H157V166H158ZM238 165H239V164H238ZM241 165H242V167H243L244 164H241ZM241 165H239V166H241ZM14 166H15V167H14ZM28 166H27V167H28ZM41 166H40V167H41ZM61 166H60V167H61ZM66 166H67V165H66ZM66 166H65V167H66ZM70 166H71V165H70ZM74 166H75V165H74ZM74 166H72L71 168H73ZM125 166H126V165H125ZM147 166H149V165H147ZM171 166H172V165H171ZM29 167H30V166H29ZM33 167H34V169H33ZM52 167H53V166H52ZM57 167H58V166H57ZM63 167H64V166H63ZM63 167H61V168H63ZM65 167H64V168H65ZM68 167H69V166H67L66 168H68ZM76 167H77V166H76ZM99 167H100V166H99ZM109 167H110V166H109ZM123 167H124V166H123ZM188 167H189V165H188ZM44 168H45V167H44ZM61 168H60V169H61ZM64 168H63V169H64ZM66 168H65V171H63V173L65 172V173H64V175L66 176L65 179L67 178V175H70V173H71L72 176H73L74 173H72V172H75L74 170L72 171L71 169H69V168L66 169ZM74 168H75V167H74ZM90 168H91V167H90ZM90 168H85V167H84V171H85L86 169H87V171H89ZM94 168H95V165H94ZM94 168L92 167L91 170H90L89 172L85 173L84 175H87V174L90 173V172L92 173V171H93ZM134 168H135V167H134ZM148 168H149V167H148ZM244 168H245V165H244ZM99 169H100V168H99ZM143 169H144V168H143ZM145 169H146V168H145ZM66 170H67V173H66ZM70 170H71V171H70ZM101 170H102V169H101ZM171 170H172V169H171ZM94 171H95V170H94ZM169 171H170V170H169ZM237 171H239V170H237ZM40 172H41V171H40ZM85 172H86V171H85ZM133 172H134V171H133ZM147 172H148V171H147ZM150 172H151V171H150ZM28 173L31 174V175H29ZM99 173H100V172H98V174H99ZM134 173H135V172H134ZM139 173H140V172H139ZM191 173H192V172H191ZM194 173H195V172H194ZM40 174H41V173H40ZM40 174H39V175H40ZM49 174H50V173H49ZM93 174H94V173H93ZM137 174H138V173H137ZM137 174H136V175H137ZM192 174H193V173H192ZM196 174H197V173H196ZM21 175H22V174H21ZM42 175H43V174H42ZM42 175H40V176L43 178ZM84 175H83V176H84ZM132 175H134V174H132ZM139 175H141V174H138V176H139ZM226 175H227V174H226ZM230 175H231V173H230V174L228 173V176H229V177H230ZM19 176H20V175H19ZM72 176L70 175L69 177L72 178ZM83 176H82V177H83ZM95 176H96V175H95ZM95 176H94V175H93V176L90 175V177H92V178H94ZM123 176H124V175H123ZM125 176H126V175H125ZM127 176H128V175H127ZM127 176H126V177H127ZM231 176H232V175H231ZM69 177H68V179H66L65 181L67 182V180H68V182H69V186H70V183H72V182H70V181H71L72 179L70 180ZM75 177H77V175H76ZM82 177H81V178H82ZM96 177H97V176H96ZM139 177H140V176H139ZM191 177H193V175H192ZM22 178H23V179H24V178H26V179L28 178L29 181H27V180L25 179L26 182H25V181L23 182V179H22ZM32 178H33L34 181L32 180ZM48 178H50V177H48ZM52 178H53V177H52ZM73 178H74V177H73ZM92 178H91V179H92ZM123 178H125V177H123ZM129 178H130V177H129ZM135 178H136V177H135ZM144 178H145V177H143V179H144ZM189 178H190V177H189ZM189 178H188V179H189ZM221 178L224 179V177H222V176H221ZM43 179H44V178H43ZM84 179H87V177H86V178L83 177V180H82V179H80V180H82L83 183H84ZM91 179H89V180H91ZM95 179H96V178H95ZM126 179H128V178H125V179H123V180H126ZM190 179H191V178H190ZM211 179H212V178H211ZM213 179H215V178H213ZM31 180H32V181H31ZM69 180H70V181H69ZM220 180H221V179H220ZM261 180H262V179H259L260 184H261V182H262ZM82 181H81V182H82ZM85 181H86V180H85ZM218 181H219V180H218ZM221 181H223V180H221ZM22 182H23L25 185H24ZM33 182H34V183H33ZM66 182H65V183H66ZM73 182H74V179H73ZM91 182H93V184H94V180H93V179L90 181V185H91ZM123 182H124V181H123ZM123 182H120V183H123ZM133 182H134V181H133ZM139 182H140V181H139ZM224 182H226L227 185H226V184H222V185L225 186V187L227 186V188H228V185H229V187H230L231 184H232V183H231V184L228 183V182H231L230 180H224L223 183H224ZM259 182H258V183H259ZM30 183H32V185H30ZM75 183H76V181H75ZM75 183H74V186H73V184H71V185H72L71 187H75ZM131 183H132V182H131ZM131 183L129 182V184H131ZM175 183H176V182H175ZM220 183H221V182H220ZM235 183H236V182H235ZM235 183H234V184H235ZM28 184H29V185H28ZM36 184H37V186H36ZM67 184H68V183H67ZM86 184H87V183H86ZM88 184H89V183H88ZM140 184H141V183H140ZM169 184L171 185V183H169ZM217 184H218V183H217V181H216V185H217ZM62 185H63V184H62ZM64 185H65V184H64ZM123 185H124V184H123ZM127 185H128V182L126 183L125 186H127ZM135 185H136V184H135ZM213 185H214V184H213ZM220 185H221V184H220ZM7 186H8V187H7ZM34 186H32V188H33ZM88 186H89V185H88ZM88 186L86 185V187H88ZM136 186L138 187L139 185L137 184ZM140 186H141V185H140ZM160 186H161V185H160ZM171 186L174 187V184L172 183ZM6 187H7V188H6ZM67 187H68V186H67ZM84 187H85V186H84ZM104 187H105V186H104ZM128 187H129V186H128ZM131 187H132V186H131ZM143 187H144V186H143ZM147 187H148V185H147ZM147 187H146V188H147ZM168 187H169V185H168ZM175 187H176V186H175ZM175 187H174V188H175ZM219 187H220V186H219ZM221 187H222V186H221ZM225 187H224V188H225ZM259 187H261V186H259ZM3 188H5V189L2 190ZM27 188H28V187H27ZM44 188H45V187H44ZM44 188H42V191H47V190H44ZM46 188H47V187H46ZM58 188H59V187H58ZM60 188H61V187H60ZM120 188H122V187H120ZM165 188H167V187H165ZM216 188H217V187H216ZM230 188H233V186L230 187ZM234 188H236V187H234ZM234 188H233V190H235ZM35 189H32V190L30 191V192H31V197H32V195H33V192H32V191L35 190ZM61 189H62V188H61ZM65 189H68V191H69V188H65ZM65 189H64V191H65ZM123 189H125V188H123ZM134 189H135V188H134ZM158 189H160V188H158ZM161 189H162V188H161ZM163 189H164V188H163ZM175 189H176V191H177L178 188L176 187ZM179 189H181V187H180ZM219 189H220V188H219ZM1 190H2V191H1ZM7 190H8V189H7ZM143 190H144V191H143ZM143 190L141 189V191L143 192V194H145V193H146V192H145L146 190H145V189H143ZM168 190H169V189H168ZM196 190H197V188H196ZM224 190H225V189H224ZM40 191H41V190H40ZM52 191H53V189H52ZM57 191H58V192H57ZM57 191L55 192V190H54V192H55L56 194H57V193H59V194H60V193H63L62 190H61L62 192H61V191L59 192V190H57ZM68 191H66V193H68ZM74 191H75V190H74ZM118 191H119V189H118ZM138 191H139V190H137L136 192H134V191H133V192L130 191V192H127V193H128V195L131 194V193H132L131 195H133V193H135L134 195L137 196V197L135 196V197H136L135 200L137 199L138 202H141V200L138 199V198H139V196H140V197H141V196L143 197V195H142L141 193H139L140 191H139V192H138ZM172 191H173V190H172ZM174 191H175V190H174ZM3 192H2V193H3ZM24 192H25V193H24ZM109 192H110V191H109ZM160 192H161V191H160ZM169 192H170V191H169ZM55 193H54V194H55ZM102 193H103V192H102ZM137 193H139V195H138ZM147 193H148V194H153L152 192H151V193H150V192H147ZM177 193H179V191H178ZM182 193H183V192H182ZM34 194L37 195V196H39L41 193H39V192H35ZM38 194H39V195H38ZM45 194H46V193H45ZM98 194H101V192L98 193ZM140 194H141V195H140ZM169 194H170V193H169ZM175 194H176V192H175ZM3 195H4V194H3ZM96 195H97V194H96ZM121 195H122V194H121ZM157 195H158V194H157ZM178 195H180V194H177V196H178ZM191 195L193 196L194 194H191ZM224 195H225V194H224ZM235 195H236V194H235ZM37 196H33L32 199H31V197H30V198L28 199L29 203L31 202V200H32V203H33V204H35L37 201L40 202V201L42 200V199L40 200V197L34 199V197H37ZM122 196H123V195H122ZM219 196H220V195H219ZM246 196H247V195H246ZM246 196H245V197H246ZM4 197H5V196H4ZM6 197H7V196H6ZM11 197H12L14 200H13ZM15 197H16V198H15ZM57 197H58V195H57ZM91 197H92V196H91ZM94 197H98V196H94ZM123 197H125L126 200H127V199L129 200V198H130L131 200H134V199H132V198H134V196H132V197H128V198H127L126 195H124ZM142 197H141V198H142ZM144 197H146V196H144ZM150 197H151V196H150ZM178 197H179V196H178ZM181 197H182V194H181ZM185 197H187V196H184L183 198H185ZM210 197H212V196H210ZM221 197H223V196H221ZM251 197H252V196H251ZM251 197H250V198H251ZM41 198H43V197L41 196ZM151 198H152V197H151ZM153 198H154V196H153ZM157 198H158V197H157ZM250 198H249V199H250ZM38 199H39V200H38ZM59 199H60V198H59ZM65 199H66V198H65ZM93 199H94V200H93ZM101 199H102V198H101ZM101 199H100V200H101ZM120 199H122V198H119L118 200H120ZM125 199H124V200L122 199V201H123L122 204H123V205H122V204H120V205L125 206V203H126V202H125V201H126ZM160 199H162V198H160ZM179 199H180V198H179ZM243 199H244V198H243ZM246 199H247V198H246ZM6 200H7V201H6ZM85 200H86V199H85ZM100 200H97V203H99L98 201H100ZM131 200H129V201H131ZM153 200H154V199L149 200V201H153ZM157 200H158V199H157ZM247 200H248V199H247ZM259 200H261V199L259 198ZM263 200H264V199H263ZM13 201H14L15 203H14ZM60 201H61V199H60ZM63 201H64V200H63ZM63 201H61V202H63ZM95 201H96V199L93 198V197H92V200H91V201H90V200L88 201L89 203H87V202L85 201V202L87 203V208H89V207H88L89 205H90L92 208H95V207L97 206V204H96ZM129 201H128V202H129ZM147 201H148V200H146V202H147ZM176 201H177V200H176ZM185 201H186V200H185ZM245 201H246V200H245ZM248 201H249V200H248ZM257 201H258V200H257ZM50 202H51V201H50ZM57 202H58V201H56V204H57ZM101 202H102V201H101ZM118 202H119V201H118ZM124 202H125V203H124ZM128 202H127L126 206L129 205ZM16 203H17L18 205H17ZM29 203H28V204H29ZM41 203H43V202H40V205H41V206L37 203V204H38V206L36 205L37 208H39V206H40V208L42 209V204H41ZM47 203H48V205H49L50 208H51V206H52V207H56V206H54L53 204H52V205L49 204V202H47ZM65 203H66V201H65L64 203H61V204H65ZM144 203H145V202H144ZM157 203H158V202H157ZM161 203H162V202H161ZM161 203H160V204H161ZM255 203H256V202H255ZM261 203H263V202H261ZM11 204H13V205L16 204L17 207L14 206V207H15V208H14ZM28 204H27V205H28ZM33 204H32V205H33ZM56 204H55V205H56ZM61 204H57V205H58L57 208L59 207V208L61 209V211H62V210H63V207L61 208V206H59V205H61ZM88 204H89V205H88ZM102 204H103V202H102ZM131 204H134V203H131ZM131 204H130V205H131ZM142 204H143V202H142ZM160 204H159V205H160ZM162 204H163V203H162ZM168 204H169V203H168ZM170 204H171V203H170ZM245 204H246V203H245ZM258 204H259V203H258ZM258 204H257V205H258ZM32 205H31V206H32ZM44 205H45V204H44ZM71 205H72V204H71ZM83 205H85V204H83ZM138 205H139V204H138ZM157 205H158V204H157ZM175 205H176V204H175ZM184 205H186V203H185ZM248 205H249V203H248ZM45 206H46V205H45ZM73 206H74V204H73ZM85 206H86V205H85ZM126 206H125V208L129 210V208L126 207ZM154 206H155V205H154ZM167 206H169V205H167ZM182 206H183V205H182ZM252 206H253V204H252ZM258 206H259V205H258ZM49 207H46V208L48 209ZM83 207H84V206H83ZM91 207H90V208H91ZM144 207H145V206H144ZM144 207H143V208H144ZM184 207H185V206H184ZM250 207H251V206H250ZM250 207H249V209H250ZM12 208H14V210H13ZM26 208H27V210H26ZM33 208H34V211H32ZM46 208L44 209L46 213H45L44 210L42 209L43 212H41V213L39 214V215L41 216L42 213H45V215H44V214H43V215L46 216V217H44V216L40 217V216L37 214L38 217L35 216V217H32V218H34V219L37 218V219H38V218L40 217V218H39V220H40L41 218L44 217V220L47 221V219L49 218V216H50V217H54V216H53V215H55L54 213L57 212V211H59V209L56 210V209H52V208H51L53 211H54V210H56V211H55L52 215H51V214H50V215H47V213L49 212V209H48V211H47ZM123 208H124V207H123ZM140 208H141V207H140ZM140 208H138V209L142 211V209H140ZM247 208H248V207H247ZM254 208H256V207H254ZM74 209H75V208H74ZM81 209H83L82 206H81ZM96 209H97V208H96ZM96 209H95V212H96ZM119 209H120V208H119ZM138 209H137V210H138ZM146 209H147V208H146ZM151 209H152V208H151ZM171 209H172V208H171ZM177 209H178V208H177ZM237 209H240V207L237 208ZM19 210H20V209H19ZM37 210H38V211H37ZM72 210H73V209H72ZM99 210H100V209H99ZM122 210H124V209H122ZM122 210H121V211H122ZM139 210H138V211H139ZM178 210H179V209H178ZM180 210H181V209H180ZM233 210H234V209H233ZM240 210H242V208H241ZM26 211H27V212H26ZM50 211H51V210H50ZM53 211H52V212H53ZM88 211H89V210H88ZM104 211H105V210H104ZM108 211H109V210H108ZM108 211H106V212H108ZM132 211H133V210H132ZM230 211H231V210H230ZM235 211H236V210H235ZM249 211H251V210H249ZM6 212H9V214L11 213L9 217H8L9 214L6 213ZM52 212H51V213H52ZM59 212H60V211H59ZM63 212H64V211H62V213H63ZM66 212H67V211H65V213H66ZM76 212H77V211H75V213H76ZM78 212H79V211H78ZM81 212H82V211H81ZM81 212H80V214H82ZM92 212H94V211H92ZM99 212H103V211H99ZM170 212H171V211H170ZM170 212H169V213H170ZM172 212H174V211H172ZM232 212H234V211H232ZM242 212H243V211H242ZM19 213H20V212H19ZM65 213H64V214H65ZM130 213H131V212H130ZM139 213H140V211H139ZM141 213H142V212H141ZM145 213H146V211H145ZM230 213H231V212H230ZM234 213L236 214L237 212H234ZM247 213H249V212H246V215H247ZM4 214H7V215L5 216ZM58 214H59V213H58ZM58 214L56 213V215H58ZM66 214H67V213H66ZM68 214H69V213H68ZM68 214H67V215H68ZM92 214H93V213H92ZM92 214H91V217H92ZM102 214H103V213H102ZM102 214H101V216H102V218H103V216H105L106 213H104V215H102ZM124 214H126V213H124ZM124 214H123V215H124ZM173 214H174V213H173ZM228 214H229V213H228ZM235 214H234V215H235ZM237 214H244V213H239V210H238V213H237ZM16 215H17L16 217H19V218L23 217V216H22V213H21L20 215L16 213ZM82 215H83V214H82ZM93 215H94V214H93ZM123 215H122V216H123ZM126 215H128V214H126ZM140 215H141V214H140ZM147 215H148V214H147ZM165 215H166V214H165ZM231 215H232V214H231ZM234 215H233V216H234ZM246 215H245V216H246ZM252 215H253V214H251V216H252ZM255 215H256V214H255ZM3 216H5V217H3ZM61 216L63 217L62 214H61ZM65 216H66V215H65ZM65 216H64L63 218H62V217L59 218V216H58V217H55L54 220H55L56 218H59L58 221H57V220L54 221L53 219H48V221H51V220H53V221H52V222H48L47 225L44 224V227H43V225H42V227L45 228V227L47 226L46 228H48V231H49V230H50V226H51V227L54 226L53 223L57 222V223H59L58 225H60V224H62V222H65V221L67 220V219H66L67 216H66V217H65ZM83 216H84V215H83ZM96 216L99 217V213H97V214L95 215V217H96ZM101 216H100V218H99V221H100V219H101V221H102ZM168 216H169V215H168ZM217 216H218V215H217ZM219 216H220V215H219ZM242 216H243V215H242ZM249 216H250V214H249ZM14 217H15V215H14ZM47 217H48V218H47ZM71 217H72V215H71ZM77 217H78V216H77ZM84 217H85V220H84L83 222L87 224L86 221H87V219L89 220L90 217H89V216H88V218H87L86 216H84ZM139 217H140V216H139ZM158 217H159V216H158ZM163 217H164V215H163ZM236 217H239V216L236 215ZM243 217H244V216H243ZM243 217H242V218H243ZM253 217H254V216H253ZM19 218H18V219H19ZM24 218H25V217H24ZM24 218H22V220H23ZM72 218H73V217H72ZM93 218H94V217H93ZM140 218H141V217H140ZM168 218H169V217H168ZM212 218H213V217H212ZM214 218H215V217H214ZM214 218H213V220H214ZM227 218H228V217H227ZM240 218H241V217H239V219H240ZM242 218H241V220H242ZM244 218H245V217H244ZM244 218H243V219H244ZM248 218H249V217H248ZM248 218H247V219H248ZM251 218H252V217H250L249 219H251ZM254 218H255V217H254ZM11 219H12V218H11ZM14 219L16 220L17 218H14ZM28 219H29V218H28ZM30 219H31V217H30ZM34 219H32V222H33ZM62 219H66V220H62ZM79 219H80V218H79ZM97 219H98V218H97ZM106 219H107V217L105 218V220H106ZM141 219H142V218H141ZM229 219H230V218H229ZM236 219H237L236 222H238L239 219H238V218H236ZM236 219L234 218V220H236ZM5 220H6V219H5ZM5 220H4V221H5ZM39 220H37V221H38V222H37L36 219H35V223H33V224L31 225L32 227L34 226V228H32L33 230H35V228H37L36 230H39V229H40L41 226H39V227H37V226L42 222L43 219L41 220V222H40ZM44 220H43V221H44ZM59 220H60V221L62 220L61 223L59 222ZM69 220H70V219H69ZM75 220H76V219H75ZM109 220H110V219H109ZM159 220H161V219H159ZM168 220H169V219H168ZM211 220H212V219H211ZM211 220H209L210 222H207V223H208V224H209V223H210V224H213V222H212ZM231 220H232V219H231ZM241 220H239V221H241ZM245 220H246V219H245ZM11 221H12V220H11ZM11 221H9V222H11ZM13 221H14V220H13ZM26 221H27V220H26ZM29 221H30V220H28L27 223H28ZM77 221H78V220H77ZM162 221H163V220H162ZM162 221H161V222H162ZM204 221H205V220H204ZM207 221H208V219H207ZM229 221H230V220H228V225H229ZM242 221H243V220H242ZM250 221H252V219L246 221L247 224H248V222H249V224L251 225L252 222H250ZM9 222H8V223H9ZM32 222H31V223H32ZM36 222H37V224H36ZM39 222H40V223H39ZM44 222H45V221H44ZM44 222H42V223H44ZM69 222H70V221H69ZM74 222H75V221H74ZM104 222H105V221H104ZM106 222H108V221H106ZM163 222H164V221H163ZM171 222H172V221H171ZM171 222H170V223H171ZM211 222H212V223H211ZM214 222L217 224V220H215ZM236 222L234 221V224H236ZM244 222H245V221H244ZM246 222H245V223H246ZM12 223H13V224H12ZM12 223H9V225L11 224V225H13V227L15 228L17 222L14 221V222H12ZM29 223H30V222H29ZM50 223H51V224H50ZM84 223H81L82 226H84V225H83ZM88 223H89V222H88ZM95 223H96V222H95ZM158 223H159V222H158ZM165 223L168 224V222H166V221H165L164 223H162V224L164 225ZM207 223H205V224H207ZM238 223H239V222H238ZM245 223H244V224H245ZM14 224H15V226H14ZM34 224H36V225H34ZM69 224H70V223H69ZM71 224H72V223H71ZM75 224L77 225V223H75ZM89 224H92V223H89ZM97 224H98V223H97ZM103 224H104V223H103ZM173 224H174V223H173ZM173 224H172V225H173ZM203 224H204V223H203ZM262 224H264V223H262ZM7 225H8V224H7ZM55 225H56V223H55ZM64 225H68V222L66 221V224H63V226H59V227L55 228V229H54L55 231H53V229H51V230L53 231V233H52V231H49V233L51 232L50 234H52V235H53V234H60V235H61V233L64 232L63 234H66L65 231L69 230L70 226H65V227H64ZM150 225H151V224H150ZM155 225H156V224H155ZM165 225H166V224H165ZM165 225H164V226H165ZM242 225H243V224L241 223V227H244V228H246V227L249 228V226H250V225H246V224H245L246 226H245V225L242 226ZM31 226H30V227H31ZM56 226H57V225H56ZM73 226H74V225H72L71 227L73 228ZM82 226H81L80 231L83 230V231H81V233L83 234V233H85L84 230L86 231V228H87V227L84 226V228H82ZM87 226H88V228H90L89 226H91V225H87ZM100 226H101V225H100ZM157 226H158V225H157ZM160 226H162V225H160ZM160 226H159V227H160ZM174 226H176V225L174 224ZM174 226H173V227H174ZM206 226H207V225H206ZM208 226H209V225H208ZM211 226H214V225H211ZM229 226H231V223H230ZM233 226H235V225H233ZM238 226L240 227V225H238ZM252 226H253V225H252ZM10 227L12 228V226H10ZM42 227H41V229H42ZM54 227H55V226H54ZM61 227H62V228H61ZM79 227H80V226H79ZM79 227H78V229H79ZM85 227H86V228H85ZM146 227H147V226H146ZM146 227H144V231H143V232H145ZM149 227H150V226H149ZM162 227H163V226H162ZM171 227H172V226H171ZM250 227H251V226H250ZM256 227H257V226H256ZM6 228H7V226H6ZM6 228H4V229L6 230ZM14 228H13V229H14ZM17 228H19V226H17ZM46 228H45V229H46ZM88 228H87V229H88ZM100 228H101V227H100ZM155 228H156V226H155ZM155 228H154V229H155ZM164 228H165V227H164ZM164 228H163V230H164ZM166 228H167V227H166ZM166 228H165V229H166ZM248 228H246V229L248 230ZM254 228H255V227H254ZM7 229H8V228H7ZM13 229L10 230V233H11V234H12V230H13ZM19 229H20V228H19ZM70 229H71V228H70ZM74 229L77 230V226H76ZM147 229H151V227H150V228H147ZM154 229H153V231H154ZM160 229H161V228H160ZM160 229H159V231H160ZM255 229H258V228H255ZM259 229H261V228H259ZM262 229H263V228H262ZM30 230H31V229H29V231H30ZM42 230H43V229H42ZM58 230H59V233H58ZM71 230H72V229H71ZM102 230H103V228H102ZM155 230H156V229H155ZM161 230H162V229H161ZM249 230H250V228H249ZM16 231H17V230H16ZM22 231H23V230H22ZM25 231H26V230H25ZM48 231H47V229H46V232H48ZM90 231H91V230H90ZM92 231H93V229H92ZM149 231H151V230H149ZM149 231H148V232H149ZM159 231H158V232H159ZM174 231H175V230H174ZM240 231H241V230H240ZM244 231H245V230H243L242 232H244ZM250 231H251V230H250ZM20 232H21V231H20ZM40 232H42V231H40ZM44 232H45V231H44ZM54 232H55V233H54ZM76 232H77V231H76ZM124 232H125V231H124ZM143 232H142V231H141V232H140V231L138 232V234L140 233V236H141V234H142V236H141L140 238H143V235L145 234V233H143ZM154 232H155V231H154ZM206 232H207V231H206ZM210 232H211V231H210ZM3 233H4V232H3ZM8 233H9V232H8ZM8 233H7V234H8ZM34 233H35V232H34ZM34 233H33V231H32L31 234H33V236H34ZM49 233H48V234H49ZM89 233H91V232H89ZM133 233H134V232H133ZM163 233L166 234V233H168V231H167V232L165 231V232H163ZM163 233H162V234H163ZM174 233H175V232H174ZM247 233H248V232H247ZM249 233H251V232H249ZM252 233H253V232H252ZM7 234L5 233V236H9V235H7ZM14 234H16V233L14 232ZM25 234H27V233H25ZM36 234H37V232H36ZM63 234H62V235H63ZM79 234H80V233H78L77 236H78ZM91 234H93V233H91ZM134 234H135V233H134ZM134 234H132L131 236H133ZM136 234H137V232H136ZM136 234H135V235H136ZM147 234H148V233H146L145 235L147 236ZM153 234H155V233H153ZM153 234H151V235H153ZM158 234L161 235L160 233H158ZM165 234H164V235H165ZM168 234H169V233H168ZM170 234H171V233H170ZM176 234H178V233H176ZM257 234H258V233H257ZM23 235H24V234H23ZM60 235H59V236H60ZM135 235H134V236H135ZM254 235H255V234H253V236H254ZM261 235H262V234H261ZM33 236H32V237H33ZM40 236H42V235L40 234ZM57 236H58V235H57ZM79 236H80V235H79ZM125 236H126V235H125ZM137 236H138V235H137ZM137 236H135V237H137ZM146 236H144V237H146ZM156 236H158V235L156 234ZM161 236H162V235H161ZM167 236H168V235H167ZM172 236H173V235H172ZM172 236H171V237H172ZM174 236H175V234H174ZM212 236H213V235H212ZM247 236H248V235H247ZM250 236H251V235H249L248 237H250ZM9 237H11V236H9ZM13 237H15V236H13ZM21 237H23V236H21ZM21 237H19V238H21ZM29 237H30V236H29ZM29 237H28V238H29ZM86 237H87V236H86ZM107 237H108V236H107ZM107 237L105 236L104 239H105V241H107V243L109 244V242H111V240H110L109 238L107 239ZM149 237H150V238H149ZM33 238H34V237H33ZM42 238H43V237H42ZM44 238H47V237L44 236ZM48 238H49V235H48ZM50 238H53V241L55 240V239H54V236H52V237H50ZM74 238H75V237H74ZM89 238H90V237H89ZM146 238H147V237H146ZM151 238L153 239L152 236H149V235H148V239H147V241H148L149 239L152 240ZM13 239H14V238H13ZM16 239H17V238H16ZM31 239H32V238H30L28 242H30ZM40 239H41V238H40ZM80 239H81V238H80ZM96 239H97V238H96ZM102 239H103V238H102ZM104 239H103V240H104ZM106 239H107V240H106ZM133 239H134V238H133ZM136 239H137V240H136ZM136 239H135V240L138 241V237H137ZM156 239H158V238H155V240H156ZM38 240H39V239H37V243H38ZM41 240H43V239H41ZM44 240H45V239H44ZM76 240H77V239H76ZM76 240H75V241H76ZM108 240H109V242H108ZM174 240H176V239H174ZM245 240H246V239H245ZM249 240H250V239H249ZM33 241H34V239H33ZM33 241H32V242H33ZM53 241L50 242V240H49V243H52ZM56 241H58V240H55L54 242L56 243ZM75 241H72V242H75ZM80 241H81V240H80ZM83 241H84V240H83ZM83 241H82V242H83ZM88 241H89V240H88ZM93 241H94V240H93ZM100 241H101V240H100ZM121 241H122V240H120V242H121ZM167 241H168V240H167ZM35 242H36V240L34 241V243H35ZM40 242H42V241H39V247H38V248H40V246L43 245V244H41ZM43 242H44V241H43ZM46 242H47V241H46ZM46 242H45V243H46ZM101 242H102V241H101ZM112 242H113V240H112ZM115 242H117V241H115ZM143 242H144V241H143ZM152 242H153V243H156V242H154V240H153ZM152 242H150V243L148 242V245L151 244V247H152V244H153ZM161 242H162V241H161ZM170 242H171V239H170ZM184 242H185V241H184ZM249 242H250V241H249ZM34 243H33V244H34ZM55 243H54V245H55V247H56V244H55ZM62 243H63V242H62ZM64 243H65V242H64ZM83 243H84V242H83ZM86 243H87V242H86ZM97 243L100 244L99 241H98ZM102 243H104V242H102ZM137 243H138V242H137ZM144 243L146 244V242H144ZM159 243H160V242H159ZM159 243L157 242V245H158V246H159ZM162 243H163V242H162ZM162 243H161V244H162ZM171 243L175 244L174 242H171ZM171 243H170V245H171ZM18 244H19V243H18ZM28 244H30V243H28ZM31 244H32V243H31ZM77 244H78V243H77ZM77 244H76V245H77ZM108 244H107V245H108ZM165 244H167V243H165ZM184 244H186V243H184ZM12 245H13V243H12ZM35 245L38 246V244H36V243H35ZM54 245L51 244L50 247H53ZM68 245H69V244H68ZM83 245H84V244H83ZM90 245H91V244H90ZM90 245H89V246H90ZM104 245H105V243H104ZM104 245H103V246H104ZM134 245H136V244H133V246H134ZM146 245H147V244H146ZM155 245H156V244H155ZM157 245H156V246H157ZM162 245H163V244H162ZM170 245H169V247H170ZM179 245H180V244H179ZM179 245H178V247H179ZM260 245H261V243H260ZM20 246H21V245H19L18 248H19ZM22 246H25V245H22ZM26 246H27V244H26ZM26 246H25V247H26ZM72 246H73V245H72ZM72 246H71V247H72ZM81 246H82V245H81ZM103 246H102V248L100 247V249H104ZM109 246H110V245H109ZM109 246H108V247H109ZM133 246H132L131 248H133ZM144 246H145V245H144ZM175 246H176V245H175ZM181 246H182V245H181ZM263 246H264V245H263ZM29 247H30V246H29ZM32 247L34 248L35 246L33 245ZM45 247H47V249H50V248H48V247H49V244H48V246L45 244ZM59 247H60V246H59ZM59 247H57V250H59ZM73 247H75V246H73ZM77 247H78V246H77ZM95 247H96V246H95ZM105 247H106V246H105ZM108 247H107V248H108ZM160 247H161V246H159V248H160ZM164 247H165V246H163V248H164ZM169 247H168V248H169ZM182 247L185 248V245H183ZM186 247H188L187 244H186ZM23 248H24V247H23ZM61 248H62V247H61ZM63 248H65V247H63ZM63 248H62V249H63ZM67 248H69V247L67 246ZM97 248H98V247H97ZM118 248H120V247H118ZM126 248H127V247H126ZM126 248H125V249H126ZM128 248H129V246H128ZM136 248H138V247H136ZM144 248H145V247H144ZM149 248H150V247H149ZM11 249H12V248H11ZM40 249H41V248H40ZM62 249L60 250V252H58V254L54 253V250H55V249L53 250V254H51L50 256L52 257L54 254H56V255L58 256V257H54V258H53L54 261H56V259H58V258L60 257V254H62V253L64 254V252H65V253H67L66 255H68V252H69V251H72L71 248H69L70 250H68V252H66L67 249H66V251H65V249H64V252H62ZM72 249H74V248H72ZM75 249H76V248H75ZM75 249H74V250H75ZM78 249H79V248H78ZM98 249H99V248H98ZM133 249H134V248H133ZM133 249H132V250H133ZM155 249H156V247H155ZM187 249H188V248H187ZM18 250H19V249H18ZM31 250H32V249H31ZM43 250H45V249L43 248L42 250H40V251H38V252H42ZM57 250H56V251H57ZM79 250H80V249H79ZM86 250H87V249H86ZM88 250H89V249H88ZM93 250H94V249H93ZM107 250H108V249H107ZM110 250H111V249H110ZM112 250H113V249H112ZM123 250H124V249H122V251H123ZM128 250H129V249H128ZM135 250H136V249H135ZM153 250H154V249H153ZM167 250H168V249H167ZM27 251H29V248H28L26 251L24 250L25 253H26ZM51 251H52V250H51ZM51 251H50V250L47 251V254H49L48 252L51 253ZM91 251H92V250H90V252H91ZM94 251H95V250H94ZM102 251H103V250H102ZM102 251H100V252H102ZM113 251H114V250H113ZM142 251H144V250H142ZM145 251H146V250H145ZM157 251H158V250H157ZM20 252L23 253V249H22V248L20 249ZM77 252H78V251H77ZM109 252H110V251H109ZM111 252H112V251H111ZM128 252H129V251H128ZM132 252H133V251H132ZM263 252H264V251H263ZM7 253H9V252H7ZM22 253L17 254V255H22ZM30 253H31V254H28V253H27V254H28V255H33L32 252H30ZM33 253H34V251H33ZM36 253H37V252H36ZM44 253H45V254H44ZM44 253H43V254L46 255V252H44ZM86 253H87V252H86ZM94 253H95V252H94ZM105 253H106V251H105ZM115 253H116V252H115ZM129 253H130V252H129ZM161 253H162V251H161ZM165 253H166V252H165ZM185 253H186V252H185ZM185 253H184V254H185ZM4 254H5V255H4ZM27 254H26V255H27ZM38 254H39V253H38ZM38 254H36V257H37ZM43 254H41V255L39 254V255L42 257ZM90 254H91V253H90ZM98 254H99V250H98V253H97L96 255H98ZM119 254H120V253H119ZM143 254H144V253H143ZM166 254H167V253H166ZM184 254H182V256H183ZM6 255H7V256H6ZM17 255H16V256H17ZM23 255H24V253H23ZM28 255H27V259L29 260ZM34 255H35V253H34ZM56 255H55V256H56ZM64 255H65V254H64ZM66 255H65V256H66ZM76 255H77V254H76ZM78 255H80V254H78ZM83 255H84V254H83ZM83 255H82V256H83ZM127 255H128V253H127ZM176 255H177V253H176ZM178 255H179V254H178ZM2 256H5V257H2ZM103 256H104V255H103ZM122 256H123V253H122ZM158 256H159V255H158ZM164 256H165V254H164ZM174 256H175V255H174ZM21 257H23V256H21ZM21 257H20V258H21ZM24 257H26V256H24ZM31 257L34 258L33 256H31ZM38 257H39V256H38ZM61 257H62V256H61ZM69 257H70V254L67 256V258H69ZM78 257H79V256H78ZM80 257H81V256H80ZM80 257H79V258H80ZM93 257H94V256H93ZM159 257H160V256H159ZM162 257H163V256H162ZM175 257H176V256H175ZM175 257H174V258H175ZM183 257H184V256H183ZM11 258H12V257H11ZM43 258H44V256H43ZM45 258H46V257H45ZM48 258H49V257L47 256V259H48ZM55 258H56V259H55ZM64 258H65V260L67 259L66 257H63V258H61V259H62V262L64 261V264H65V260H64ZM70 258H71V257H70ZM73 258H74V255H73ZM83 258H85V257L83 256V257H82V260H84ZM86 258H87V255H86ZM89 258H90V257H89ZM98 258H99V257H98ZM98 258H97V260H98ZM101 258H102V256H101ZM104 258H105V257H104ZM104 258H103V259H104ZM118 258H120V257H118ZM121 258H122V257H121ZM37 259H38V258H37ZM39 259H42V258L39 257ZM53 259H52V260H53ZM74 259H75V260L77 259L76 256H75ZM94 259H95V257H94ZM142 259H143V257H142ZM155 259H156V258H155ZM10 260H11V259H10ZM17 260H18V258H17ZM23 260H24V258H23ZM50 260H51V258H50ZM59 260H60V259H59ZM67 260H68V259H67ZM67 260H66L67 264L70 263V262L72 263V261H74V260H72V258L70 259V260H72V261H70V260L67 261ZM78 260H79V259H78ZM89 260H90V259H89ZM122 260H123V259H122ZM124 260H125V259H124ZM176 260H177V259H176ZM176 260H175V261H176ZM178 260H179V259H178ZM178 260H177V261H178ZM24 261H25V260H24ZM33 261H35V260L32 259V262H33ZM48 261H49V260H48ZM48 261H46V262H44V263L41 261L42 263H41V262L38 263L39 261L37 260V262H34L33 264H51V263H52V262H49V263H48ZM60 261H61V260H60ZM87 261H88V260H87ZM91 261H92V260H91ZM95 261H96V260H95ZM101 261H102V260H101ZM177 261H176V262H177ZM6 262H7V261H6ZM58 262H59V261H58ZM81 262H82V261H81ZM81 262H80V263H81ZM118 262H119V264L121 263L120 261H118ZM157 262L159 263V261H156V263H157ZM3 263H5V262H3ZM71 263H70V264H71ZM76 263L79 264L78 261H75L73 264H76ZM82 263H83V262H82ZM90 263H91V262H90ZM99 263H101V262H98V264H99ZM103 263H104V262H103ZM116 263H117V262H115V264H116ZM156 263H155V264H156ZM8 264H9V262H8ZM26 264H27V262H26ZM28 264H31V262L28 263ZM57 264H58V263H57ZM59 264H61V263H59ZM83 264H85V263H83ZM86 264H87V263H86ZM104 264H105V263H104ZM109 264H110V263H109ZM112 264H113V263H112ZM173 264H174V263H173ZM176 264H177V263H176ZM194 264H195V263H194Z\"/></svg>","mask_w":264,"mask_h":264}]
</instances>
